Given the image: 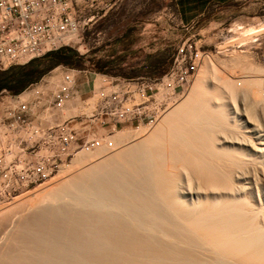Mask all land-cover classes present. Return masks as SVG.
Listing matches in <instances>:
<instances>
[{
  "label": "rangeland",
  "instance_id": "rangeland-1",
  "mask_svg": "<svg viewBox=\"0 0 264 264\" xmlns=\"http://www.w3.org/2000/svg\"><path fill=\"white\" fill-rule=\"evenodd\" d=\"M76 1H83V3L87 5L86 6V14H87V16L92 17V20L83 29L82 40L80 42L75 43L72 46H68L69 49H67V50H65L63 52V56L65 58L63 62L53 63V60L54 59H53V57H50V56H43V57H39L38 58V60L36 61V63H34L31 66V68H35L38 71H42L41 75L39 76V78L36 81H38L42 76L49 74L50 70L54 69L55 67H59L56 71L59 72L62 69H66V70H69V71L75 73L76 75H78V78L80 79V82L84 86H86V83H87L86 81L87 80L89 81L90 84H92V82L94 81V89H97L100 86V81H101V78L103 76L108 77V79H110L112 81V83H114V84L117 83V82H119V81H121V80H124V79H135V78L157 79V78H161L168 71H170V69L173 67V65H175V63L178 60L183 59L184 66L191 73V76H190V79L187 80V82L186 81H184V82L183 81H178V83H177V97H176L177 99L174 102V104H176L178 102V100H181V98H183L188 93V90L190 89V87H191V85L193 83L195 74H196V72L198 70L199 63L202 62V61H204V60H206L207 59L206 57H209V59L212 61V63L215 66V68L218 69L219 74H221V75L223 74L224 76L228 77V80H225L227 82L221 81V80H218V79L217 80L214 79L217 82L219 81L218 84H215V87L218 86L219 87L218 89L224 95H222L221 93L219 94L220 91L217 88H215L216 91H217V92L215 91L216 94L214 92L213 93H210L211 94V97H210L211 99L208 98L210 96L209 93H207L208 95L206 93H203V94L200 93V94H198V96L195 99L196 101L194 100V102H193V104H196V106L194 105V107H193L191 105V108H189L188 112L186 111V112L183 113V116H182L183 118L181 117V115H180V117L179 116L177 117L181 121L183 120L182 122L185 121V124H187L188 122L190 124L193 123L192 124L193 126H191L189 123L187 125H185L183 123L184 125H182L181 124L182 122L179 119H177L178 121H175V122H177V124L180 123L182 126H180V124H178L180 126V129H178L179 127L176 128L178 125H176L175 122H174V125L172 127H174V129H176L180 133L178 135V132L176 130H174L172 132H175L176 131L175 134H174L175 136L173 135L172 132H168L169 136H167L168 135L167 133H166V135H164L165 137L163 136L164 137V140H165L164 141L165 142L164 143L165 146L164 145H161V144L159 145L161 147V150H162V147H165L166 148V149L163 148V149H165V152H166V154H164L165 152L163 150V153H162L163 155L162 154L159 155L160 153L153 152L154 150H156V148H153V147H156V145H158V142L156 143V145H154V143H152V144L150 143V145H147V147L144 144H141L142 145L141 146L139 144L140 142H138V141H137L138 142L137 144L134 142L138 138L144 137L145 134H147L151 130L152 127L150 129H146L142 125H140L139 127H136V126H131L129 124H124V125H121L120 127H118L117 130L114 133H107V131H106L107 128H105V129L104 128H99L97 130L98 132L96 134L99 135V136H101V137H103V138H105L104 141L102 140L101 145L99 147H97L96 149H94L93 151H91V152H82V153H79L76 156L77 158L75 157L72 160L70 166L67 167V169L68 168H70V169H68V171H66V173L64 172L65 174H62V176L60 175L61 178L62 177H65V176H68V175H70L72 173H75V172H77L79 170H82V169H84L86 167H89V165L90 166L92 164L94 165V162L95 163H98V161L100 159L101 160L100 161V166L99 165L98 166L95 165L96 167L93 168V169H91L93 167L92 166L90 168L91 169V172L89 171L90 169H88L87 171H89V173H85V174H88L89 177L87 175L84 176V173L80 175L81 177H79V176L76 177V180L79 179V181H77L78 183L76 182V184H75V185H77V187L74 185L75 187L73 186V187L69 188V190H67L69 192L66 193V194H65V192H67V191L60 193L61 195L62 194L63 195L61 196L59 194L58 195L59 197L57 196V199L55 197L52 200L50 199V200H46L45 201V200H39V199L35 198V194H38L37 191H39L40 189L44 188L45 186H48L49 184H52L54 182V180L56 181V179H58L57 177H60V176H58L59 175V173H58L55 177H53L47 183L35 187L27 195H25L23 197H20V198L16 199L14 202L5 205V206H7V205H10V204H15V202L16 203H19V202L20 203L21 202L23 203L24 199L26 201V199H28V198H33L32 200L31 199H28L26 201V203H27V205L29 207L25 204V206L27 208L25 206H24L25 208L22 207L21 208V212H18V211H20V209H19L18 211L17 210L14 211V213L13 212L7 213V215H5V217H4V214H6V212H7L6 210H4L3 211L4 213L2 212L0 214L1 215L0 218H2L0 220L1 221L0 222V264H19V262H22V260H23V258H22V260H19V258H21V257H24V261L25 262L23 261L22 262L23 264L26 263V262H27L26 264H33L31 261H34V263H35L37 261V260H35V258L36 259H38V258L41 259V257H39L41 253L43 254V255H41L43 259H44V257H43L44 254H45V258H47L46 257V254H48V253H50V255L48 254V258H50L51 256H54V254L52 252L53 251L55 252V250L52 248V246L50 247L49 245H47V242H49V241H50L49 243L52 244L51 240H49V239H51V237L55 236L53 238H56V239H57V237H59L58 235H54V233H53L54 229H57V228H54L53 227L54 225L56 227H60L61 228V231H62V228L64 229L63 231H65V228L66 227L69 228V231L70 232L67 231L68 230L67 228H66L67 230L65 231L66 233L69 234V235L67 234L68 235L67 237H69L74 232V233H79L81 237L83 236V238H86V236H87L86 234L87 233L88 234L89 233L90 234H92V233L94 234V232L97 233L99 231L100 232L104 231L105 229L100 228L101 226L105 228V224L106 223H104V225H103V222H107L108 225L106 224L107 225L106 228L107 227H110V226L116 225L114 227H117V230H114L115 229L114 227H113L114 229L112 227H110L114 231H112L110 228H108V229H110L111 232H109L108 229H106V230L108 231V233H113L115 231H118V232H116L117 234H115L116 235V238L115 239H118L117 238V235L120 234V236H118L121 239L120 241H122V239L124 241V242L122 241V245L127 243L126 245H123V246H128V247L127 248L126 247L124 248L122 245H119L116 242H114L113 245H115V243H116L117 245H119V246H117L118 248H120V246H122L121 248H123L125 250L127 249L126 252L132 253V254H128L129 256H127V253H126V255H124L125 254L124 253L125 250H124L123 252H120L121 254L123 253L122 254L123 256H122L121 254H118L117 255V253H116V255H115V254H113V252L110 253L111 251H109L108 253L107 252H104L105 255L102 252H99L100 255L102 253L104 256H106L108 258V260L110 259L109 262L110 263L112 262L113 264H114V262H115V264H130V263H132V261H134L132 264H134L135 261L138 262V263L140 261L142 264H146V262H147V264H169V263L170 264H172V263L174 264L175 262L177 264L178 259H179L178 264H180L179 262H181V261L184 262L183 259L187 260V261H185V263H188V264H231V263L232 264H264V261H261V260H263L262 258H264V254H263L264 253V247H263L264 246L263 245V242H264V221H263L264 220V154H263L264 153V150H263L264 149V146H262V145H264V141H261V139L264 140V132H262V131H264V130H262V129H264V118H262V117H264V109H263L264 108V102H263L264 101V77H262V76H264V73H263L264 72V0H76ZM236 54L239 55V58L237 59V61H236V58H234L236 56ZM226 69H227V71H226ZM237 71H240V74H239V72L236 73ZM241 71H242V73H243V71L244 72L247 71L246 74L247 75L251 74V75L244 76L246 74L243 73V75H242ZM248 72H249V74H248ZM251 72H253L254 74L251 73ZM52 73H50L49 75H52ZM228 73L229 74L232 73V75L231 74L229 75ZM233 74H235V75L238 74V75L235 76ZM255 74H257L256 76H259V77H256ZM240 75L243 76V77H245V78H248L249 77V79H250V76L251 77L253 76L252 77L253 79L251 78L253 81L252 80H249V81H251V83L249 81L245 83V86H247V88L246 87L245 88L247 90L246 92H247V95H248L247 96L248 99L246 100L247 101L246 104L247 103L248 104L245 106L247 108V110L241 107V105L243 106V103L245 101L243 100V97L242 96H239V94H241L240 92H242V90H244L245 88H243V87L241 88V86L238 85V84H241V83L238 82V80L241 78ZM231 77H234L233 79L235 81L234 80H231ZM57 79H58V77H57ZM259 80H262V83L260 81L261 84L259 83ZM36 81H34V82H36ZM232 81H234V82H232ZM217 82H215V83H217ZM220 82H222V83H220ZM230 82H231V84H230ZM237 82H238V84H237ZM220 84L221 85H224V87L226 89L223 86H221ZM248 85L249 86L251 85V87H249ZM84 86H82V87H84ZM91 86L93 87V85H91ZM259 86H262V87H259ZM220 88L222 90H224V91H222ZM22 91H20V92H22ZM20 92H12V91L6 90V89L0 90V94L9 93V94L13 95V94H17V93H20ZM227 92H229V93H227ZM237 92H239V93H237ZM231 93L233 94L235 101L237 100L236 103H237L238 108H239L237 115L235 113L236 120H235V118L232 119L231 117H230L231 120L228 119L230 121V124H231V121H232V126H230V128L232 129V127H234L235 130H234V128L232 130H228L227 129V128H229L228 126L230 124L228 122H227L228 124L227 123H224V122H226L228 120H226V121H223V120H225V119H227L229 117H226L225 116L226 118H223V113L221 112L222 111V108L215 107V106H217L219 104V102L221 103V101H223V99L220 100V98H222V97L224 98V100L229 101L231 97L228 96V95H231ZM204 94H206V95H204ZM218 94L220 96H218ZM225 94H227V95H225ZM97 97L98 96H94V97L87 96L86 97V100L81 103V108L80 109H82L83 112H90L92 110L93 106H95V104L97 102ZM202 97H205L206 100H207V102L209 100H211L212 102H210V103L208 102V104H205L206 101H204L205 100L204 98L201 99ZM225 97H226V99H225ZM252 97H253V99H252ZM200 100H203L202 103H200L201 102ZM239 100H240V102H239ZM253 100L255 101V103H254ZM256 100H257V102H256ZM197 101L199 102L200 105L198 104ZM215 102H216V104H214L215 105L214 106L213 103H215ZM239 104H240V106H239ZM249 104H251V105H249ZM173 105H171L170 108ZM206 105H209V106L211 105L212 108L209 107V106L206 107ZM200 106L201 107L204 106L209 111H205L206 109L204 107L201 108ZM261 106H262V108H259ZM197 107L198 108L200 107L201 110L199 108V111H198L197 110L198 109ZM213 107L215 108V111H213L214 110ZM210 108H211V111H212L211 113L212 114L210 113ZM191 109L194 110V111L196 110L195 113ZM217 109H219L220 111L217 110ZM202 110H204V111H202ZM260 110H262V111H260ZM74 111H75V108L67 107L65 109V114L68 115L70 113H73ZM197 111H198V113H197ZM207 112L209 114H207ZM213 112L215 113V115H214ZM216 112H221L222 113V114L218 113L220 115L219 118H218V114ZM210 115L211 116L213 115V116L211 117ZM184 117H187V118H184ZM202 117L205 118V119H203ZM215 118H216L217 121H215V120L212 121V119H215ZM221 118H223V119H221ZM186 119L187 120L189 119V121H186ZM218 120H219L220 123L218 122ZM221 120L223 121V123L221 122ZM233 120H234L235 123L233 122ZM252 121H253V123H252ZM195 123H196L197 126L200 125V130H199V128H197V126L195 125ZM208 123L210 125H207ZM218 123H219V125H218ZM255 123H256V125L259 124L258 125L259 128H257V126L255 125ZM220 124H221V126H220ZM222 124H224V125H222ZM236 124H237V126L238 125L239 126L241 125L240 128L242 129L244 127V129H242V130L239 129V126L236 127ZM175 125H176V127H175ZM226 125H227V128L225 127ZM183 126H185V127L187 126V130L190 128L193 131V132H191L189 130L190 133H194V135L191 134V135H193V136H191L190 134H188L189 133L188 131H187L188 133L186 131H184V130H186V128L184 130H182L184 128ZM207 126H208V128H212L214 126L212 129H214V128H217V129H214V131L212 129H210L213 132L210 131L209 129H208L209 130L208 131L207 130ZM193 127L196 130L198 129L199 132H197V131L195 132V129ZM223 127H225V129ZM253 127H255L256 130L253 129ZM203 128H205L204 130H206V132L204 130H202ZM246 128H248L249 130H246ZM142 129H144V130L146 129L145 131L143 130L144 133H143V131L142 132L140 131ZM236 129H238V130H236ZM257 129L259 131V134H256V133H258ZM180 130H182L185 134H188V135H186L187 137L184 134H182V131H180ZM217 130H219V132L221 131L222 133L220 132V134H219V132ZM121 131H124V132L120 135L118 132H121ZM202 131H204L206 135L204 133H202ZM223 131H225V132H223ZM229 131H230L229 134H231V135L228 134ZM236 131L237 132H240V133H237ZM216 132L218 134H216ZM247 132H249V133H247ZM197 133H199V135H197ZM210 133H211V135H210ZM213 133H214V135H213ZM225 133H227V135ZM201 134L203 136L204 135L205 136L202 138L200 136ZM242 134H245L246 137H247V139H246L245 135L242 136ZM134 135H135V138L133 137ZM215 135H217V136H215ZM219 135H221L222 137L219 136ZM223 135H224V137H223ZM228 135L229 136H232V137H229L228 138ZM233 135H235V137ZM170 136H172V137H170ZM188 136L191 138V140H194L196 138V136H197V138L195 139L196 140L195 142L197 144L194 141L191 142L192 145H194V147L190 144V141L188 140V138H189ZM198 136H199V138H198ZM210 136H211V138H209ZM238 136H240V137H238ZM174 137L176 139H177V137H179L177 139L178 140L177 143L179 144L181 142L182 145H184V148L181 145V143H180L179 146L177 144L175 146V148H173L174 147L173 144L176 142ZM180 137H182L181 140H179ZM214 137H215V139H217V141L219 140L218 141L219 143L215 139L214 140L216 142L214 140H212ZM162 138L159 141L163 142L162 141ZM167 138H169L170 141H168L169 139H167ZM205 138H207V139H205ZM224 138H226V139H224ZM248 138H250V139H248ZM251 138H253V139H251ZM232 139H233V141H232ZM235 139H237V140H235ZM258 139H259V141H258ZM108 140H110L111 142L108 141ZM166 140H167V142H166ZM173 140L175 142H173ZM182 140H184V141H182ZM207 140H208V142H207ZM197 141L198 142L200 141V144H198ZM202 141H204V142H202ZM201 142L202 143H206V146H205V144H202ZM212 142H215V146H214V144ZM233 142H235L234 143L235 145L233 144ZM260 142H262V143H260ZM133 143L136 144V145H134ZM169 143H172L171 146H170ZM128 144H129V146H128ZM195 144H196V146L199 145L200 147L201 146L203 147L202 148L203 150H200V151L203 152V155H202V152L200 153V151L198 152L199 155L197 154V151H198L197 148L198 149H201V148L197 147L195 149V147H196ZM223 144H225V145L227 144V146H226L227 148ZM236 144H238V145H236ZM252 144H254V145H252ZM114 145L117 146V148ZM133 145H134V147H132ZM152 145H154V146H152ZM216 145L218 147H216ZM256 145H257V147H256ZM188 146H190L189 149H192L191 153H187L188 151H190L189 149H188V151L186 149L187 152L185 151V148L188 147ZM204 146L207 147L208 150H210L209 149V146H210V148L212 147L211 148V149H213L211 151L212 153L213 152L215 153V151H219L220 150L219 151L220 153L216 152V154H220V156L219 155L217 156L216 154L213 155L209 151H206L205 152L206 154H205L204 153V151H205V147ZM260 146H262V148ZM126 147L127 148H130V149H127ZM131 147H132V149H131ZM140 147H144V150L147 148V150H145V153L146 154L145 153L143 154V151L144 150H143V148L141 150ZM148 147H150V149L151 148L152 149L150 150V149H148ZM245 147L246 148H250V150L249 149H246ZM258 147H260V149H258ZM122 148H123V150H122ZM167 148H168L169 153L167 151ZM170 148H173L174 150L177 149L176 151L178 153H180V152L183 151L184 154H185V152L187 153V155L188 154L189 155L192 154V156H195L194 158H196V160L198 158H200L199 157L200 154H201L202 158H203V156H206L208 153H209V155L210 154L211 155L208 156L209 158L207 156L203 158L205 160V162H204V160L202 158L198 159L199 161L202 162V164L197 163L198 161L197 162L196 161L195 162L193 161L195 163L194 164V168L195 169H198V168H196V164L197 165H202V167L201 166L199 167L200 170L198 169V170H194L193 171V170H191L192 165H191V167H188V166H190V162L189 161H191V164H192L193 163L192 160H194L193 158H191L192 157L191 155H190L191 157L188 156V157H190V159L188 158L189 161L187 162L189 164L188 166H186V163H182L185 158L187 160V157H185L184 159L179 158L180 161H181V163L180 162L177 163L178 162L177 160H179V159H177L175 161L172 160V162L170 163V165H172V166H170L169 165V162L171 161V159H169L170 157L168 156V154H171L173 152V149H170ZM207 148H206V150H207ZM232 148H236L234 150V151H236V153L235 152L233 153ZM117 149H119L120 151H123V152H121L122 155H121L120 152L118 154V150ZM135 149H137V152L139 151V154L140 155L138 153L137 154L141 158L143 157L142 158V161H140L141 158L138 161V156L136 154V150ZM193 149H194L195 152L193 151ZM217 149H219V150H217ZM227 149L228 150L230 149V153L231 154H228V152H226ZM131 150H133L135 154ZM170 150H172V151H170ZM178 150H180V151H178ZM247 150L249 152H247ZM251 150L254 151L255 154ZM99 151H103V152H101L102 154ZM240 151L242 153H240ZM250 151L252 153H250ZM96 152H98L100 155L99 154H95ZM131 152L133 153V156H131L132 155ZM152 152L155 153V155L158 156L159 158H160V156H166L167 155L166 156L167 160H166L165 157H164L165 160L163 158V160L165 161V163L163 165H161L162 162H164V161H160V162L158 161L157 162L156 160H159V159H158V157L155 158L156 156ZM183 153H180V154L182 155ZM226 154H227V156H226ZM236 154H238V155L241 154L242 160L240 159L241 156H239L240 158L237 157L238 160L236 159V157H234L233 159H231L233 156H236ZM243 154H245V155H243ZM96 155H99V156H96ZM101 155H103V156H101ZM212 155L214 156L213 157V160L214 161L210 158V157H212ZM228 155H229V158L231 159V160L229 159V162L231 164L232 163H234V164H232V165L231 164H228L229 163L228 160H227L228 159ZM114 156H115V158H114ZM134 156L137 157V159H134L135 158ZM145 156H146V158H145ZM153 156H154L155 159L153 158ZM216 156L217 157H220V159H222L223 157L224 158L227 157V158H225V160L222 159V160H224V162H223L219 158H216ZM205 158H207L208 160L210 159V161L212 160L213 161V164L215 166L217 164V166L216 167H211L213 165H210V164H208L210 166H207L206 163H208V162H207V160ZM214 158L217 159L218 162ZM160 159H162V157ZM234 159H236L237 161H235ZM85 160H86V162L87 161L89 162V163L87 162L88 163L87 166H86V162H84ZM186 160H184V161L186 162ZM239 160H241V161H239ZM78 161H79V163H81V161H82V162H84V164L78 165ZM210 161H209V163H210ZM215 161L217 162L216 164H215ZM102 162H104V163H102ZM174 162H176V163H174ZM75 163L78 165V168L76 170H74L76 168V167L74 168ZM141 163H144L143 165L146 166V167L142 168L143 165ZM172 163L173 164H176V166H174V168H177V166H180V165H183L184 166V164H185V167L183 168V166H181V167H179V169L181 168L180 170H182V171H177L178 169L175 170L173 168V164ZM219 163L221 164V166H219L220 165ZM226 163H227V165H226ZM203 164H205V166H207L208 169L206 167H204ZM139 165H141V166H139ZM236 165L239 166V167H237ZM241 165H243V166H241ZM81 166L84 167V168H82ZM80 167H81V169H80ZM226 167H227V170L222 169V168H226ZM231 167L232 168L235 167L234 168L235 170L234 169L233 170L228 169V168H231ZM72 168H74V169H72ZM194 168H192V169H194ZM202 168H204L205 170H208V172L213 171L211 173L206 172V175L207 174H210V175H208V176H210V178L205 175V172H202V171H204ZM210 168H213V170L212 169L210 170ZM71 169L74 170V171H71ZM139 169H141V170H139ZM261 169L263 170V172L260 171ZM183 170H184V172L186 174V177L188 176L189 177L188 179H190L189 180V183L186 182L185 174L183 176V173H184ZM189 170L192 171L193 173L191 174V172ZM242 170H243V172H242ZM152 171H153V173H152ZM172 171H175V172H172ZM195 171L196 172L198 171L197 174L194 173ZM237 171H239V172H237ZM68 172H69V174H67ZM100 172H102V173H100ZM178 172H181L182 174H180ZM108 173H110V174L107 175ZM112 173L114 174V176H112L113 175ZM173 173H176V176H180L181 175L182 177L180 176V180H178L179 177H176ZM225 173H227V174H225ZM168 174L170 175L169 177H171L173 175V177L175 176L176 178H178L177 180H175L176 178L174 177L175 183H173V186H176L177 188L180 186L179 188L180 189L181 188L183 189V190L178 189V192H179V190L181 191L180 193H178L176 191L175 187H174V190H173L174 192L171 191V198H173V199L170 200V201H172L171 202V205L169 203L170 202L169 201L170 197H168V194L166 195V200L168 199L169 202L168 201L166 202L165 199H164V201L166 202L165 203L162 200L163 198H165V195L164 194H161L162 192H159V191H161L160 189H162V188H164L166 186V185H164V184H166V183H164L166 181H164V182H162V181L165 180V179H167V178H162L164 176H159V175H166L165 177H167ZM177 174H179V175H177ZM193 174H195V175H193ZM211 174H213V175H211ZM234 174H235V176H234ZM105 175H107V177ZM92 176L94 178H92ZM95 176L98 179H96ZM102 176H103V178H102ZM193 176H194L195 179L193 178ZM110 177H112V178L116 177L113 180L120 181L121 182V185L117 184V182H115V181H114V183H116V184L112 183L113 180H112V178L110 179ZM131 177L133 179H135V178L138 179L137 180L139 182V183L137 182L138 185L136 184L135 181H133V179H131V182H130V178ZM160 177L163 180L160 179ZM173 177H171V178H173ZM237 177H238V179H237ZM249 177L251 179H249ZM86 178L87 179H90L89 181H91V182H89ZM105 178H106V180H105ZM181 178H183V180ZM215 178H216V180H215ZM158 179L160 180V182H159ZM226 179H229V181L226 180ZM92 180L94 182H92ZM98 180L99 181L102 180L105 183L108 182L107 185L108 184H110V185L114 184L115 186L112 185V188L113 189L111 188L112 190H114V192H115L114 194H116L117 191L120 192V190H119L120 188L119 187L122 186L121 189L122 188L123 189H122V192L120 193V195L122 193L124 195L125 194H127V195L122 196L123 195L122 194L121 196H117V195L115 196L113 194V191L112 190H110L111 192L108 190V188L110 189L111 186L108 185V188L105 189V187H107V186H106L105 183H103L104 184L103 188H104L105 192L107 190L109 191V192H106L104 194V190L101 187L102 186V182L100 181V183H101L100 184L99 182H97ZM181 180H182V182H181ZM87 182L90 183V184H88ZM176 182H178V184ZM83 183L84 184L87 183V185L85 186ZM92 183L93 184H96L98 186V188L95 187V189L96 188L97 189H101V191H98L97 189H96L97 190L96 191L93 188L94 186L92 185ZM97 183H99L100 185L97 184ZM140 183H142V184H140ZM181 183H182V185H181ZM230 183H231V185H230ZM242 183H244V184H242ZM81 184H82V188H81ZM162 184L164 186H162ZM89 185H92L93 187L92 186L90 187ZM116 185L117 186L119 185L117 187V188H119L117 191L115 189L116 188ZM143 186H145V187H143ZM161 186H162V188H161ZM219 186H221L220 187L221 189L219 188ZM222 186H224V190L222 189L223 188ZM146 187L148 188L149 192H146V191H148V190H146ZM158 187H160V188H158ZM234 187H236V188H234ZM74 188L75 189L81 188V189H78L76 191ZM237 189H240V190H237ZM73 190H74L73 193L70 192V191H73ZM80 190H82V191H80ZM202 190H204V191L202 192ZM94 191L99 192V194L101 192H103V195L100 194L99 195L100 198H98L99 196H95V195H98V193L95 194ZM156 191L158 192V194L163 195V197L161 198L160 195H158ZM175 191L177 193H175ZM230 191L233 193V196H232V193ZM234 191H235V193H234ZM82 192H84V193L82 194ZM150 192H151V194H150ZM204 192H206V193L204 194ZM91 193H94V195L91 194ZM110 193L114 196V197L112 196V198L115 199L117 197V202L114 199L112 200V198H110L111 197V194ZM152 193H153V195H152ZM87 194H89V195H87ZM106 194L107 195H110V197L108 196L109 198L106 197V196H105V198L108 199V202H111L112 205L110 203H108L105 198H103V196L106 195ZM117 194H119V193L117 192ZM172 194H173V196L174 195H177V194L178 195H181L182 197L180 196V198L181 199H184L187 203L197 202V201H200L203 198L205 202L207 201V204L208 205L206 203L205 204H206V207L209 208L208 210H210V212H213L214 213V211H215V214H216L219 211L220 215L218 214L217 216H219V217L222 216L221 219L224 221V225L225 226L224 227L219 226V227H217L218 228L217 229L215 226L216 225L218 226V224L220 223L218 221V220H220V218L219 217H218L219 219L215 218L216 215L213 214V213H212L213 215L211 213H209L208 210H207V208H205L207 212L203 208L202 211H203L204 214L202 213L200 215H197V213L199 214L198 210L197 211L194 210L197 213H193V215L196 214V216H194V217L195 218H198L199 221L198 220L193 221L195 219L194 217H193L194 219L191 218V220L189 219V221L186 220V219L190 218V216H191V213H190L189 214V217L187 215L184 216V220L182 219L183 221L181 222L180 219L182 217L180 218V216H178V215H181L182 214L181 213L182 212L181 211L182 209L180 210V214H176V213H179L178 212L179 210H177V211L175 210V209L181 208L180 207L181 205H179L178 208L175 207V204L176 203H173V202H176V200L174 199L175 196L172 197ZM79 195H81V196H79ZM101 195H102V197H101ZM78 196L80 198H82V200L79 199ZM91 196L92 197H95V198H92ZM153 196L157 200L154 199ZM183 196L186 197V198H184ZM208 196L209 197L211 196V198H208L207 199ZM235 196H236V198H235ZM85 197L88 200V202H87L86 199H84ZM118 197H121V201L123 200V203L124 204L126 203V204L124 205L118 199ZM222 197H223V199L224 198H226V199L228 198V200H226V199L223 200ZM74 198H76V199H74ZM96 198L99 199V200H101V201H103V202L97 200ZM129 198H130V200H129ZM83 199L88 204H86L85 202H83ZM145 199L146 200L148 199L147 202L149 203V201H150V203L148 204ZM210 199H212V200H210ZM221 199H222V202L223 203L220 202ZM233 199L236 200V201H234ZM33 200H35V202ZM79 200H81L83 203H85V205H83V203L81 201H79ZM92 200H93V202H92ZM96 200L98 201L99 205H95V202L94 201H96ZM154 200H155V202H154ZM160 200H161V202H159ZM208 200H210L211 202L208 201ZM214 200H215V202H213ZM232 200H233V202H232ZM31 201H33V202H31ZM204 201L203 202L200 201V202L201 203H204ZM28 202H30L31 205H29ZM36 202H38V203H36ZM91 202H92V204H89ZM119 202H121L120 205L122 204V207L123 208H120L121 206L118 205ZM127 202L129 203V206L127 205ZM212 202L215 203V206L216 205H219L218 208L221 207V210H220V208L217 209V206L216 207H213L212 206L213 204L210 205ZM227 202H230L231 203V204L228 203L230 206L227 204ZM242 202H243V204H242ZM32 203H34V204L36 203L35 204L36 206L35 205L32 206ZM133 203H134V205L136 204L135 207L136 206L137 207L139 206L138 207L139 210L136 211V209H138V208L135 209L133 207ZM156 203L158 204V207H157V204ZM167 203H168V207H167ZM172 203H173V205H172ZM237 203H238V205H237ZM81 204H82V207H81ZM109 204H110V206H108ZM151 204H152V207H151ZM50 205H51V207L52 206L53 207L57 206V209H60V211L63 212V215L62 216H64V217H62V216L60 217V215L62 213L60 215H57L58 214L57 212H56L57 214L54 213V210L56 211L57 209H54L52 211L53 213H49V211L51 212V210L53 209V207H52V208H50L51 210H48L49 209L48 206H50ZM155 205H156V209H155ZM176 205H178V203ZM202 205L203 204H201V206H200L201 208L204 207ZM125 206H128L130 208V210L128 209V207H125ZM169 206H171V207H169ZM2 207H4V205H0V209ZM46 207H47V210L45 209ZM98 207L103 208V209L99 210ZM107 207H109V208H107ZM210 207L212 208V211H211ZM61 208H62V210H61ZM64 208H65V210H64ZM83 208H86V209H83ZM93 208H95V209L93 210ZM132 208H133V210H131ZM147 208H149V209H147ZM183 208H185V206H183ZM201 208H200V210H201ZM214 208H216V210ZM44 209L49 213V215H47L48 213ZM79 209H80V211H79ZM127 209L129 210V212L131 214L129 212H126V211H128ZM140 209L143 210V211H140ZM222 209H223V211H222ZM42 210H44L45 213H44V211L42 212ZM63 210L65 211V213H64ZM81 210L84 211V214H81L82 213ZM111 210L114 211L113 213H115V215L114 214L112 215V213H111L112 211ZM145 210H146V212H144ZM157 210H158V212H157ZM240 210H245V212H241ZM253 210L254 211H257L254 214V216H256L257 218L256 217H253V213H254V212L252 213ZM138 211H140L139 212L140 214L141 213L142 214L144 213L143 215H141L143 217H141L140 214L138 213L139 216H137V217H139V219H140V220L139 219L138 220L140 222L142 220L141 223L137 220L140 223V225L135 221L137 218L136 219L134 218L137 215V213H135V212H138ZM153 211H154V214H153ZM236 211H237L236 214L233 213V212H236ZM16 212H17V214H16ZM98 212L100 214H98ZM104 212L109 213L108 218H110V216L111 217H113V216L118 217L117 216L118 213H120V214L122 213V214H125V215H123L124 216L123 219L125 218V220L120 219L121 221H125L126 222L127 219H129V218L130 219L127 220L128 222H127V224H125L124 222L120 223L121 221L119 220V218H118L119 222L116 220L115 217L112 218L113 221H112L111 218L109 219L110 220L109 221V220L106 219L105 216H102L101 222H102V220H103V222H102V225H101V224H99L97 222V221L100 222V219L98 220V218H100L98 215H100V216L101 215H105ZM132 212H134L136 215H134V213L132 214ZM41 213H43V214H46L47 213L46 214L47 216H51V214H54L52 216H55L56 217V215H57L58 218H61V219H58V221L60 220L58 222V226L55 224L57 222V220H56L57 218H55L56 221L54 223V221H53L54 217H50V218H52L51 220L54 223V224H52V223H50L51 221L49 222V220H48L50 218L46 217V215L45 216L42 215ZM250 213H252V214H250ZM91 214H92V216H91ZM96 214H97V216H96ZM120 214H119V216L121 217L122 214L121 215ZM209 214H211V215H209ZM232 214L234 215V216H232L233 218L235 217V219H239V221L242 220L241 223L239 222V224L241 225V228H240V225L237 224L238 223L237 222L238 220H232L231 219V221H230V217H231ZM239 214H240V216H239ZM39 215H40V217H39ZM84 215H87L86 218H88V217L90 218L91 224H93V225H94L95 221L92 223V220H95L96 219L97 220L96 221V224L97 225L95 224L94 227L95 226L96 227L99 226L98 228L99 229H102V230H95V229H98V228L95 227V229H94V227H91L92 225L90 223H87L85 221H80L79 219H81V218H83L81 220H85V218H84L85 216ZM130 215H132V217H128ZM242 215H243V217H242ZM257 215H259V216H257ZM65 216L66 217H69L70 220H73L74 223H73V221H72V223H70L71 221L69 220V218L67 220V219H65ZM80 216H82V217L80 218ZM154 216H156L155 217L156 219L157 218L158 219L160 218L159 219L160 221L158 219L155 220ZM181 216H183V215H181ZM198 216H200L201 219H199L200 217H198ZM238 216H239V218H238ZM150 217H152V218H150ZM185 217H188V218L185 219ZM34 218H36V219H34ZM38 218H39V220H38ZM41 218L46 219V220L44 221L42 219V221H41L40 220ZM212 218H213V220H212ZM88 219H86V221ZM114 219L117 221L116 223H113L114 222ZM214 219L218 221V224L216 223L217 221L215 222ZM62 220H64V221H62ZM249 220L250 221L252 220V221L250 222ZM36 221L40 222L41 224L39 223V225H38L37 224L38 222L35 224ZM43 221H44V223H42ZM46 221H48V222H46ZM68 221H69V223H67ZM79 221H80V224L81 225L80 224L78 225V222ZM196 221H198V222H196ZM223 221H222V223H223ZM226 221H227L228 224H230L229 225L230 227L228 226V224L226 223ZM32 222L34 223V225L36 227L32 224ZM75 222H76L77 225L75 224ZM82 222H83V225H82ZM195 222H196V224H195ZM214 222H215V224H214ZM233 222H235V223L237 222L236 225H234V226H238L239 228L238 227H235V229H234V226L232 224H235V223H233ZM247 222H249V223H247ZM84 223L90 224L91 225L90 227L92 229H94V230H92L89 227V225H87L88 227L86 228V225L84 226ZM123 223H124V225H123ZM128 223H130V224L128 225ZM222 223H220L219 225H223ZM50 224H52L53 226L50 225ZM70 224H71V226H70ZM73 224L76 225V227L77 226L78 227L80 226L79 229L81 228L80 229L81 232H77L78 231L77 230L78 228L75 230L76 227ZM120 224H122L123 227L126 226L127 228L129 226H131V228H132L135 225L134 226L135 229H133V228L132 229H127L125 227L127 229V231H126V229L125 228H122V226H120ZM245 224H247L246 227H248V228L242 227V226H245ZM30 225H31L32 228L35 227V229H34L35 231H37V230L39 231L37 233L33 232V234L35 233L36 236L38 235L37 237L40 236L39 241H38V238L35 235H34L35 237L34 236L32 237V232L30 230ZM49 225L51 226V228L52 227L53 228L52 229L51 228L49 229L48 228ZM59 225H61V226H59ZM38 226H39V229L37 228ZM40 226H41V228H40ZM42 226L44 228H42ZM81 226H83V227H81ZM252 226H254L255 228L253 227V229H251ZM45 227H46V229H45ZM72 227L74 229H72ZM118 227L120 229H118ZM83 228H84V230H83ZM178 228H180L181 230L178 229ZM202 228H204V229L206 228L205 229L206 231L204 229H202ZM229 228H232L233 231H231V229L229 230ZM43 229H45V230L43 231ZM247 229H248V231H247ZM40 230H42V236L40 234ZM46 230H47V233L50 232V233H52L53 236H49L50 238L46 241V243H44L45 240H46V238H48V237H45V235L47 236V234H44V233H46ZM136 230H137L138 234L140 233V230H141V232L143 231L141 233V235L142 234L143 235L144 234L147 235L145 237L146 238L145 240L147 241V243L149 242V244H150L149 247H148V248L151 247L149 249L150 252H149L148 249H146L145 251H143L142 250L143 248L142 249H139L141 251L138 252L137 246H135V247L134 246H129L133 242V240L130 238L131 237V234L132 235L135 234L136 233ZM197 230H198V232H197ZM221 230L224 233L221 232ZM226 230L228 232H225ZM234 230H236V231H234ZM252 230H253V234H255V233H258V234L253 235L252 234ZM255 230H256V232H255ZM32 231H33V229H32ZM61 231H60V233H61ZM71 231H72V233H71ZM83 231L85 233L88 231L85 234L86 236L85 235H81V234L84 233ZM107 231H104V232H107ZM121 231H124V232H121ZM127 232L130 233V236L129 235L126 236L125 233H127ZM216 232H219V233H216ZM220 232H221V234H220ZM96 233L94 234V236L92 234V235H88V237L91 236L90 239L92 238L93 240H94V238L97 239L96 238L97 237L96 236ZM108 233H105L104 234L105 236L103 238H100V236L98 237V238H100L99 240H102V242H103V240L105 238L104 242L105 241L108 242V243H105L106 245L104 244L105 246L109 245L110 242H112L111 240L114 239V237H112L113 239H111V238H109V236H106V234H108ZM248 233H249V236H248ZM250 233H251V237L254 239L253 241H255L256 243H258L260 245L262 244L263 245L262 247L261 246L259 247L258 244H254V242H252V241H248V238H251L250 237ZM219 234L220 235L223 234L224 236L223 235L222 236L224 238H222ZM241 234H242V236L244 235L247 238L244 237V236L242 237ZM43 235H44L45 238L43 237ZM155 235H156V237H155ZM128 236H129V240H128ZM239 236L242 237V238H239ZM73 237H76V236L73 235ZM53 238H52L53 241L56 240V239H53ZM62 238H63V236H62ZM62 238L60 236V239L61 240H62ZM64 238H63V240H64ZM106 238L107 239L109 238L111 240H109V239L106 240ZM124 238H126V239H124ZM244 238H246V239H244ZM40 239H42L44 241H42ZM115 239L113 241H116ZM63 240H62V243H63ZM128 241H130V244H129ZM40 242H43L44 243L43 246L45 245V247H43ZM57 242H59V241H57ZM54 243L57 244L56 242H54ZM246 243L247 244L248 243H252V244H248L249 247L251 245V247H250L251 249L248 246H245V245H247ZM59 244H61V242H59L58 245ZM240 244H241V247H240ZM35 245H36V247H35ZM111 245H109L108 247H110ZM223 245H224V247H223ZM63 246H62V244H61V246L59 245V247H61V248ZM162 246H163V248H161ZM46 247L47 248H49V247L51 248V249L49 248L48 251L49 250H52V249H53V251L52 252L51 251L46 252V250H47V249H45ZM56 247L58 248L57 245H56ZM56 247H55V249H56ZM113 247H116V246H113ZM133 247L135 248V250L131 249ZM254 247L255 248L258 247V248L255 249L256 250V253L255 254H252V255H254V257L255 256L257 257L258 255H261V252H263L262 253L263 256L262 257L258 256L257 258L255 257L256 260H255V258L252 259L253 257L252 258H249V259L255 260V261H253L254 262L253 263L249 259H247V258L244 259V258L245 257H248L246 254H248V253L250 254V252H252V250H253ZM43 248L45 249V251L42 250ZM105 248H103V249H105ZM138 248H141V247L138 246ZM185 248H186V250H184ZM224 248L225 249L227 248V251L226 252H227L228 255H231L232 254V250H233V254L231 255L233 257L224 255V251H225ZM261 248H263V249L260 251ZM128 249H130L132 251H130ZM159 249H160V252H159ZM163 249L165 251L167 250L166 253H165V254L168 253L167 255L164 254L165 251ZM258 249H259L260 254L257 253L258 252L257 251ZM33 250L35 252V253L33 252L34 254L32 253ZM36 250H37V253H36ZM237 250H238V252L240 254V255H238V257H237V254L238 253L235 252ZM255 250H253V252ZM29 251H31L30 254H29ZM56 251H58V249ZM133 251L134 252L137 251V252H135L136 254H134ZM161 251H163V252H161ZM228 251H230L231 254ZM187 252H188V254H187ZM226 252H225V254H226ZM31 253L34 256H38V255L39 256L38 257H35L33 259ZM68 253H70V252H68ZM68 253L65 254V255H67L65 257L68 258V256L70 255V257L73 256V259H74L72 261V259L69 257V259H68L69 260V263L70 264H72L73 262L74 263H78V261H76V259H75L76 256L74 258V255L75 254L73 255V253H70L68 255ZM142 253L143 254L145 253V254L143 255ZM241 253L242 254H245V255H242ZM94 254H95V252H94ZM94 254L93 253L92 254L90 253V256H89L90 259L92 258L91 260H95L93 262L88 258V256L86 254L85 255L87 257V260H86V258L84 259L83 256H82L83 258L82 257L81 258L83 260H85L87 262V264H96V263L97 264H99V263L100 264H104V262H103L104 260H102V258L104 259L105 257L103 255H101L102 256L101 257L99 254H97V255H99V257L102 260V262H101V260L99 262L98 260L100 258L98 256H97L98 258H96V256L91 257ZM109 254H112V255H110V257H109ZM234 254H235V256H234ZM29 255H31V259L32 260H29ZM88 255H89V252H88ZM119 255H121V256L119 257ZM132 255H133L134 258H136L137 255H138L139 258L137 257L136 258L137 260L136 259L133 260L134 258L132 257ZM181 255H182V257H181ZM27 256H28V258H27L28 261H26L27 260L26 259ZM56 256H58L57 253L55 254V257ZM239 256L242 257V258H240ZM173 257L178 258V259L175 260V258H173ZM184 257H186V258H184ZM249 257H250V255H249ZM258 258H259V260H258ZM139 259H141V260H139ZM165 259H166V261H165ZM180 259H182V260L180 261ZM88 260H90V261L88 262ZM236 260H239V262L236 261ZM240 260H241V262H240ZM257 262H259V263H257ZM110 263H108V264H110Z\"/></svg>",
  "mask_w": 264,
  "mask_h": 264
},
{
  "label": "built area",
  "instance_id": "built-area-1",
  "mask_svg": "<svg viewBox=\"0 0 264 264\" xmlns=\"http://www.w3.org/2000/svg\"><path fill=\"white\" fill-rule=\"evenodd\" d=\"M76 0H0V71L82 40L92 20ZM59 67L17 94H0V205L47 183L82 152L124 124L151 128L174 104L178 81L190 79L183 59L163 77L112 83L103 76L97 102L83 112L76 74ZM58 77V79H57ZM67 107L75 108L65 114Z\"/></svg>",
  "mask_w": 264,
  "mask_h": 264
},
{
  "label": "bare ground",
  "instance_id": "bare-ground-1",
  "mask_svg": "<svg viewBox=\"0 0 264 264\" xmlns=\"http://www.w3.org/2000/svg\"><path fill=\"white\" fill-rule=\"evenodd\" d=\"M206 58H207L206 60H204V61H202V62L199 63L198 70H197V72H196V74H195V77H194L193 83H192L190 89L188 90V93H187L183 98H181V100H178V102H177L176 104H174L171 108H169V110L166 111V112L160 117V119H159V120H158V121L152 126L151 130H150L147 134H145L144 137H142V138H138L137 140L135 139L136 141L133 140L136 144H137L138 142H140V143H139L140 145H141V144H144V145H146V147H147V145H150V143H151V144L154 143V145H156V143L158 142V145H156V147H153V148H156V150H157L158 152H157L156 150H154V149H153V150H154L153 152H155V153H160L159 155H161V154L163 153V150H164V152H165V149H166V148H165V147H162V150H161V147H160L159 145H160V144H161V145H164V143H165V142H164V141H165V140H164V137H165L164 135H166V133L168 134V132H172V131L176 130V129H174V127H172V126L174 125V122H175V121H178L177 119H179V118H177V117H178V116L180 117V115H181V117H182L184 112H186V111L188 112L189 108H191V105H192L193 107H194V105L196 106V104H193V102H194V100L196 99V97L198 96V94H200V93H202V94H203V93H206V94L209 93V94H210V93H213V92L216 94L217 91H216L215 88L218 89L219 87H218L217 85H216L217 87H215V84H218L219 81L217 82V81H215L214 79H216V80L218 79V80H221V81L228 80V77L224 76L223 74H222V75L219 74L218 69L215 68V66L213 65L212 61L209 59V57H206ZM234 58H236V61H237V59L239 58V55L236 54V56H235ZM236 61H235V62H236ZM239 62H240V61H239ZM238 64H239V63H238ZM252 64H253V63H252ZM237 66H238V65H237ZM244 66H245V65H244ZM217 67H218V66H217ZM219 67H220V66H219ZM250 68H251V67H250ZM257 68H258V67H257ZM224 69H225V68H224ZM229 69H230V68H229ZM255 69H256V68H255ZM219 70H220V69H219ZM240 70H241V69H240ZM257 70H258V69H257ZM226 71H227V69H226ZM244 71H245V70H244ZM244 71H243V73L246 74L247 71H246V72H244ZM221 72H222V71H221ZM238 72H239V74H240V71H237L236 73H238ZM241 73H242V71H241ZM243 73H242V75H243ZM251 73H253V72H251ZM263 73H264V72H263ZM263 73H262V74H263ZM226 74H227V73H226ZM228 74H229V73H228ZM230 74L232 75V73H230ZM230 74H229V75H230ZM248 74H249V72H248ZM253 74H254V73H253ZM257 74H258V73H257ZM257 74H255V76H256ZM233 75H235V74H233ZM237 75H238V74H236L235 76H237ZM249 75H251V74H249ZM249 75L246 74V75H244V76H249ZM240 76H241V75H240ZM261 76H262V75H261ZM261 76H260V77H261ZM218 77H219V78H218ZM238 77H239V76H238ZM252 77H253V76H252ZM252 77L250 76V79H249V77H248V78H245V77L241 76V78L238 80V82L241 83V84H238V82H237V84L240 85L241 88H242V87H243V88H245V87L247 88V86H245V83L248 82L249 80H252V79H253ZM256 77H259V76H256ZM256 77H255V78H256ZM262 77H264V76H262ZM229 78H230V77H229ZM233 78H234V77H231V80H234ZM251 78H252V79H251ZM236 79H237V78H236ZM234 81H235V80H234ZM234 81H232V82H234ZM252 81H253V80H252ZM254 81H255V80H254ZM257 81H258V80H257ZM260 81H261V83H262V80H259V83H260ZM215 82H217V83H215ZM225 82H227V81H225ZM249 82L251 83V81H249ZM255 82H256V81H255ZM220 83H222V82H220ZM261 83H260V84H261ZM230 84H231V82H230ZM235 84H236V83H235ZM248 84H249V83H248ZM257 84H258V83H257ZM220 85H221V84H220ZM221 86L224 87V85H221ZM236 86H237V85H236ZM248 86H249V85H248ZM253 86H254V85H253ZM249 87H251V85H250ZM259 87H262V86H259ZM221 88H222V87H221ZM221 88H220V89H221ZM224 88H225V87H224ZM224 88H223V89H224ZM246 88H245L244 90L241 89L242 92H240L241 94H239V96H242V97H243V100L245 101V102L243 103V106H244V107H243L242 105H241V107L247 110V108L245 107V106L248 104V103L246 104V102H247L246 100L248 99V98H247L248 95H247V92H246V91H247ZM225 89H226V88H225ZM236 89H237V88H236ZM236 89H235V90H236ZM218 90H219V89H218ZM221 90H222V89H221ZM229 90H230V89H229ZM235 90H234V91H235ZM238 90H239V89H238ZM254 90H255V89H254ZM261 90H262V89H261ZM215 91H216V92H215ZM219 91H220V90H219ZM222 91H224V90H222ZM227 91H228V90H227ZM239 91H240V90H239ZM229 92H230V91H229ZM229 92H227V93H229ZM185 93H186V92H185ZM220 93H221V91L219 92V94H220ZM237 93H239V92H237ZM206 94H204V95H206ZM219 94H218V96H220ZM221 94L224 95L223 93H221ZM183 95H184V94H183ZM207 95H208V94H207ZM225 95H227V94H225ZM257 95H258V94H257ZM201 96H202V95H201ZM212 96H213V95H212ZM215 96H216V95H215ZM228 96L231 97L230 100H229L230 102L227 101V100H224V98L222 97V98H220V100L223 99V101H221V103L219 102V104H218L217 106L214 105V104H216V102L213 103V105H214L215 107H220V108H222V111H221V112L223 113V118L229 117V118H227V119H225V120H223V121H226V120L230 119V117H231L232 119L235 118V120H236L235 113H236V115H237V113H238V109H239V108H238V105H237V103H236L237 100L235 101L233 94L231 93V95H228ZM228 96H227V97H228ZM232 96H233V97H232ZM252 96H253V95H252ZM180 97H181V96H180ZM207 97H208V96H207ZM210 97H211V94H210V96H209L208 98H210ZM203 98L205 99L204 101L207 102V100H206L205 97H202L201 99H203ZM214 98H215V97H214ZM254 98H255V97H254ZM179 99H180V98H179ZM197 99H198V98H197ZM199 99H200V98H199ZM210 99H211V98H210ZM225 99H226V97H225ZM250 99H251V98H250ZM252 99H253V97H252ZM213 100H214V99H213ZM195 101H196V100H195ZM200 101H201L200 103H202L203 100H200ZM215 101H216V100H215ZM253 101H254V100H253ZM197 102H198V101H197ZM206 102H205V104H208V102L210 103V102H212V101L209 100L207 103H206ZM213 102H214V101H213ZM239 102H240V100H239ZM256 102H257V100H256ZM263 102H264V101H263ZM250 103H251V102H250ZM254 103H255V101H254ZM198 104H199V102H198ZM211 104H212V103H211ZM241 104H242V103H241ZM259 104H260V103H259ZM199 105H200V104H199ZM199 105H198V106H199ZM249 105H251V104H249ZM257 105H258V104H257ZM204 106H205V105H204ZM204 106H203V107H204ZM207 106H209V105H206V107H207ZM239 106H240V104H239ZM255 106H256V105H255ZM259 106H260V105H259ZM200 107H201V106H200ZM200 107H199V108H200ZM203 107H201V108H203ZM209 107H211V105H210ZM241 107H240V108H241ZM197 108H198V107H197ZM199 108L197 109L198 111H199ZM201 108H200V110H201ZM204 108H205V107H204ZM211 108H212V107H211ZM211 108H210V113L212 112V111H211ZM213 108H214V107H213ZM220 108H219V109H220ZM242 108H241V109H242ZM259 108H262V106L259 107ZM193 109H194V108H193ZM205 109H206V108H205ZM219 109H217V110H219ZM263 109H264V108H263ZM191 110H192V109H191ZM248 110H249V109H248ZM256 110H257V109H256ZM192 111L195 113L196 110H195V111L192 110ZM198 111H197V113H198ZM202 111H204V110H202ZM205 111H209V110L206 109ZM213 111H215V108H214ZM219 111H220V110H219ZM240 111H241V110H240ZM242 111H243V110H242ZM260 111H262V110H260ZM190 112H191V111H190ZM221 112H216V113H217V114H218V113L222 114ZM213 113H214V112H213ZM186 114H187V113H186ZM189 114H190V113H189ZM201 114H202V113H201ZM203 114H204V113H203ZM207 114H209V113L207 112ZM211 114H212V113H211ZM245 114H246V113H245ZM190 115H191V114H190ZM195 115H196V114H195ZM214 115H215V113H214ZM210 116H211V115H210ZM210 116H209V117H210ZM212 116H213V115H212ZM212 116H211V117H212ZM216 116H217V115H216ZM219 116H220V115L218 114V118H219ZM225 116H226V117H225ZM240 116H241V115H240ZM188 117H189V116H188ZM209 117H208V118H209ZM214 117H215V116H214ZM214 117H213V118H214ZM221 117H222V116H221ZM182 118H183V117H182ZM182 118H181V119H182ZM184 118H187V117H184ZM192 118H193V117H192ZM202 118H203V117H202ZM208 118H207V119H208ZM223 118H221V119H223ZM262 118H264V117H262ZM189 119H190V118H189ZM189 119H188V120L186 119V121H189ZM193 119H194V118H193ZM195 119H196V118H195ZM203 119H205V118H203ZM210 119H211V118H210ZM210 119H209V120H210ZM238 119H239V118H238ZM179 120H180V119H179ZM213 120L217 121L216 118H215V119H212V121H213ZM230 120H231V119H230ZM244 120H245V119H244ZM246 120H247V119H246ZM248 120H249V119H248ZM255 120H256V119H255ZM262 120H263V119H262ZM180 121H181V120H180ZM182 121H183V120H182ZM182 121H181V122H182ZM190 121H191V120H190ZM205 121H206V120H205ZM212 121H211V122H212ZM223 121L221 120L222 123H223ZM237 121H238V120H237ZM258 121H259V120H258ZM193 122H194V121H193ZM218 122H219V120H218ZM227 122L230 124V121H229V120L226 121V122H224V123H227ZM233 122H234V120H233ZM238 122H239V121H238ZM244 122H245V121H244ZM256 122H257V121H256ZM183 123L185 124V121L182 122L181 124L184 125ZM188 123H189V122H188ZM188 123H187V124H188ZM201 123H202V122H201ZM201 123H200V124H201ZM219 123H220V122H219ZM219 123H218V125H219ZM228 123H227V124H228ZM234 123H235V122H234ZM234 123H233V124H234ZM252 123H253V121H252ZM175 124L178 125V124H180V123L177 124V122H175ZM181 124H180V126H182ZM187 124H185V125H187ZM189 124H190V123H189ZM192 124H193V123H192ZM192 124H190V125L193 126ZM203 124H204V123H203ZM212 124H213V123H212ZM261 124H262V123H261ZM176 125H175V127H176ZM195 125H196V123H195ZM195 125H194V126H195ZM201 125H202V124H201ZM204 125H205V124H204ZM207 125H210V124L208 123ZM213 125H214V124H213ZM222 125H224V124H222ZM255 125H256V123H255ZM258 125H259V124L256 125L257 128H259ZM180 126L178 125L176 128L179 127L178 129H180ZM191 126H190V127H191ZM196 126H197V125H196ZM196 126H195V127H196ZM202 126H203V125H202ZM214 126H215V125H214ZM214 126H213V127H214ZM220 126H221V124H220ZM230 126H232V121H231V124L228 126L229 128H227V125H226L225 127H226L228 130H232L234 127H232V129H231ZM233 126H234V125H233ZM238 126H239V125H238ZM238 126H237V124H236V127H238ZM242 126H243V125H242ZM244 126H245V125H244ZM183 127H184L183 129L181 128L182 130H184V129L186 128V130H184V131H186V132L188 131V132H189V133L187 132L188 134H190V135L193 134V135H194V133H190V131H191V132H193V131H192L189 127H188V128H189L188 130H187V126H186V127L183 126ZM203 127H204V126H203ZM205 127H206V126H205ZM213 127H212V128H213ZM225 127H223V128L225 129ZM240 127H241V125L239 126V129H241ZM193 128H194V127H193ZM197 128H199V130H200V125L197 126ZM212 128H208V126H207V130H208V129L210 130V129H212ZM221 128H222V127H221ZM146 129H150V128H146ZM146 129H145V130H146ZM194 129H195V128H194ZM204 129H205V128H203L202 130H204ZM214 129H217V128H214ZM214 129H212V130L214 131ZM224 129H223V130H224ZM242 129H244V127H243ZM242 129H241V130H242ZM253 129L256 130L255 127H253ZM253 129H252V130H253ZM128 130H129V129H128ZM143 130H144V129H142V130H140V131L142 132ZM145 130H144V131H145ZM182 130H180V131H182ZM189 130H190V131H189ZM209 130H208V131H209ZM212 130H210V131H212ZM219 130H220V129H219ZM219 130H217V131L219 132ZM234 130H235V128H234ZM236 130H238V129H236ZM241 130H240V131H241ZM246 130H249V129L246 128ZM262 130H264V129H262ZM125 131H126V130H125ZM144 131H143V133H144ZM176 131H177V130H176ZM176 131H175V132H176ZM196 131L199 132L198 129H197V130L195 129V132H196ZM204 131L206 132V130H204ZM204 131H202V133L205 134ZM213 131H212V132H213ZM215 131H216V130H215ZM257 131H258V129H257ZM123 132H124V131H121V132H118V133L121 135ZM175 132H172L173 135L175 134ZM177 132H178V131H177ZM220 132H221V131H220ZM220 132H219V134H220ZM223 132H225V131H223ZM226 132H227V131H226ZM234 132H235V131H234ZM236 132H237V131H236ZM262 132H264V131H262ZM179 133H180V132H178V135H179ZM200 133H201V132H200ZM221 133H222V132H221ZM229 133H230V131L228 132V134H229ZM237 133H240V132H237ZM243 133H244V132H243ZM247 133H249V132H247ZM140 134H141V133H140ZM182 134H184L185 136L188 135V134H185L183 131H182ZM182 134H181V135H182ZM208 134H209V133H208ZM216 134H218V133L216 132ZM225 134L227 135V133H225ZM235 134H236V133H235ZM256 134H259V131H258V133H256ZM125 135H126V134H125ZM170 135H171V134H170ZM178 135H177V136H178ZM181 135H180V136H181ZM193 135H191V136H193ZM197 135H199V133H197ZM205 135H206V134H205ZM205 135H204V136H205ZM210 135H211V133H210ZM213 135H214V133H213ZM229 135H231V134H229ZM229 135H228V138H229V137H232V136H229ZM238 135H239V134H238ZM244 135H245V134H242V136H244ZM261 135H262V134H261ZM129 136H130V135H129ZM163 136H164V137H163ZM167 136H169V134H168ZM174 136H175V135H174ZM185 136H184V137H185ZM200 136H201L202 138L204 137L202 134H201ZM215 136H217V135H215ZM219 136H221V135H219ZM233 136L235 137V135H233ZM251 136H252V135H251ZM254 136H255V135H254ZM133 137L135 138V135H134ZM139 137H140V136H139ZM162 137H163V138H162ZM170 137H172V136H170ZM170 137H169V138H170ZM186 137H187V136H186ZM188 137H189V136H188ZM221 137H222V136H221ZM221 137H220V138H221ZM223 137H224V135H223ZM238 137H240V136H238ZM245 137H246V135H245ZM257 137H258V136H257ZM123 138H124V137H123ZM125 138H126V137H125ZM134 138H133V139H134ZM161 138H162V141H163V142L159 141ZM169 138H167V139H169ZM174 138H175V137H174ZM178 138H179V137H177V139H178ZM181 138H182V137H180L179 140H181ZM189 138H190V137H189ZM189 138H188V140L190 141V144L192 145L191 142H192V141L195 142V141H196L195 139L197 138V136H196V138H195L194 140H191V138H190V139H189ZM198 138H199V136H198ZM209 138H211V136H210ZM209 138H208V139H209ZM243 138H244V137H243ZM253 138H254V137H253ZM253 138H251V139H253ZM119 139H120V138H119ZM130 139H131V138H130ZM130 139H129V140H130ZM165 139H166V138H165ZM177 139L175 138V141H176V142L173 140V142H175V143L173 144L174 147L172 146L173 148H175V146L178 144V143H177V141H178ZM192 139H193V138H192ZM205 139H207V138H205ZM205 139H204V140H205ZM214 139H215V137H214L212 140H214ZM224 139H226V138H224ZM233 139H234V138H233ZM233 139H232V141H233ZM244 139H245V138H244ZM244 139H243V140H244ZM246 139H247V137H246ZM248 139H250V138H248ZM110 140H111V139H110ZM110 140H108V141H110ZM125 140H126V139H125ZM131 140H132V139H131ZM171 140H172V139H171ZM186 140H187V139H186ZM215 140L217 141V139H215ZM215 140H214V141H215ZM222 140H223V139H222ZM228 140H229V139H228ZM235 140H237V139H235ZM238 140H239V139H238ZM254 140H255V139H254ZM121 141H122V140H121ZM137 141H138V142H137ZM168 141H170V139H169ZM182 141H184V140H182ZM189 141H188V142H189ZM210 141H211V140H210ZM216 141H215V142H216ZM218 141H219V140H218ZM218 141H217V142H218ZM226 141H227V140H226ZM229 141H230V140H229ZM229 141H228V142H229ZM232 141H231V142H232ZM246 141H247V140H246ZM248 141H249V140H248ZM250 141H251V140H250ZM258 141H259V139H258ZM261 141H264V140L261 139ZM110 142H111V141H110ZM128 142H129V141H128ZM128 142H127V143H128ZM159 142H160V143H159ZM166 142H167V140H166ZM186 142H187V141H186ZM194 142H193V143H194ZM197 142H198V141H197ZM202 142H204V141H202ZM202 142H201V143H202ZM205 142H206V141H205ZM207 142H208V140H207ZM207 142H206V143H207ZM215 142H212V143L214 144V146H215ZM251 142H252V141H251ZM256 142H257V141H256ZM148 143H149V144H148ZM180 143H181V142H180ZM180 143L178 144V146L180 145ZM183 143H184V142H183ZM195 143H196V142H195ZM206 143H202V144H205V146H206ZM218 143H219V142H218ZM220 143H221V142H220ZM234 143H235V142H233V144H234ZM242 143H243V142H242ZM257 143H258V142H257ZM260 143H262V142H260ZM129 144H130V143H129ZM129 144H128V146H129ZM131 144H132V143H131ZM133 144H134V143H133ZM136 144H134V145H136ZM169 144H170V146H171L172 143H169ZM184 144H185V143H184ZM187 144H188V143H187ZM187 144H186V145H187ZM196 144H197V143H196ZM196 144H195V146H196ZM198 144H200V141L198 142ZM208 144H209V143H208ZM227 144H228V143H227ZM227 144H226V145L223 144V145H225V147H226ZM240 144H241V143H240ZM110 145H111V144H110ZM119 145H120V144H119ZM134 145H133L132 147H134ZM154 145H152V146H154ZM167 145H168V144H167ZM181 145H182V143H181ZM209 145H210V144H209ZM218 145H219V144H218ZM220 145H221V144H220ZM234 145H235V144H234ZM236 145H238V144H236ZM250 145H251V144H250ZM252 145H254V144H252ZM257 145H258V144H257ZM257 145H256V147H257ZM114 146H115V145H114ZM141 146H142V145H141ZM164 146H165V145H164ZM170 146H169V147H170ZM178 146H177V147H178ZM182 146H183V148H184V145H182ZM182 146H181V147H182ZM192 146L194 147V145H192ZM205 146H204V147H205ZM210 146H211V145H210ZM210 146H209V149H210V150H208V148L205 147V151H204V153H205L206 151H209L210 153H212L211 151H212L213 149H211L212 147L210 148ZM243 146H244V145H243ZM262 146H264V145H262ZM262 146H260V147L262 148ZM101 147H102V146H101ZM115 147L117 148V146H115ZM132 147H131V149H132ZM144 147H145V146H144ZM144 147H140L141 150H142V148H143V150H144ZM150 147H151V146H150ZM150 147H148V149H150ZM159 147H160V148H159ZM169 147H168V148H169ZM197 147H199V148H201V149H198ZM216 147H218V146L216 145ZM260 147H258V149H260ZM126 148H127V147H126ZM135 148H136V147H135ZM163 148H165V149H163ZM168 148H167V151H168ZM173 148H170V149H173ZM189 148H190V146L186 147V148H185V151H186V149H187V151H188ZM196 148H197V150H198V151L196 150V151H197V154H198V152H199L200 150H203V149H202L203 147H202V146L200 147L199 145H197V146L195 147V149H196ZM206 148H207V150H206ZM213 148H214V147H213ZM226 148H227V147H226ZM226 148H225V149H226ZM245 148H246V147H245ZM245 148H244V149H245ZM110 149H111V148H110ZM127 149H130V148H127ZM127 149H126V150H127ZM137 149H138V148H137ZM137 149H135V150H136V154H137V153L139 154V151L137 152ZM151 149H152V148H151ZM151 149H150V150H151ZM180 149H181V148H180ZM214 149H215V148H214ZM223 149H224V148H223ZM235 149H236V148H232L233 153H234V152L236 153V151H234ZM246 149H249V150H250V148H246ZM256 149H257V148H256ZM98 150H99V149H98ZM117 150H118V154H119V152H120V153L123 152V151H120L119 149H117ZM122 150H123V148H122ZM145 150H147V148H146ZM145 150L143 151V154L145 153ZM176 150H177V149H175V150L173 149V152H172V153L170 152L171 154H168V156L170 157L169 159H171V161L169 162V165H170V163L172 162V160L175 161V160H177V159H179V158L184 159L185 157H187V160H186V158L184 159V160H186V162L183 160L182 163H186V166H188V165H189V164L187 163V162L189 161L188 158L190 159V157L192 156V154H190V155H191V156H190L189 154L187 155V153H191L192 149H189L190 151H188V152L186 151L187 153L185 152V154L183 153V151L180 152V153H183L182 155H181L180 153H178ZM182 150H183V149H182ZM217 150H219V149H217ZM263 150H264V149H263ZM104 151H105V150H104ZM115 151H116V150H115ZM124 151H125V150H124ZM131 151H133V150H131ZM170 151H172V150H170ZM178 151H180V150H178ZM193 151H194V149H193ZM219 151H220V150H219ZM219 151H215V153L213 152L212 154L214 155V154H216V152L220 153ZM224 151H225V150H224ZM232 151H231V152H232ZM251 151H252V150H251ZM251 151H250V153L253 152V153L255 154L254 151H252V152H251ZM99 152L101 153V152H103V151H99ZM125 152H126V151H125ZM125 152H124V153H125ZM150 152H151V151H150ZM153 152H152V153H153ZM194 152H195V151H194ZM201 152H202V151H200V153H201ZM226 152H228V154H231V153H230V149H229V150L227 149ZM238 152H239V151H238ZM247 152H249V151L247 150ZM114 153H115V152H114ZM131 153H132V152H131ZM133 153H134V151H133ZM133 153H132L131 156H133ZM140 153H141V152H140ZM155 153H153V154L155 155ZM168 153H169V151H168ZM223 153H224V152H223ZM223 153H222V154H223ZM233 153H232V154H233ZM240 153H242V152L240 151ZM86 154H87V153H86ZM95 154H99V153L96 152ZM95 154H94V155H95ZM101 154H102V153H101ZM111 154H112V153H111ZM134 154H135V153H134ZM138 154H137V156H138V161H139L141 157L139 156L140 154H139V155H138ZM141 154H142V153H141ZM145 154H146V153H145ZM149 154H150V153H149ZM164 154H166V152H165ZM194 154H195V153H194ZM205 154H206V153H205ZM263 154H264V153H263ZM84 155H85V154H84ZM99 155H100V154H99ZM99 155H96V156H99ZM112 155H113V154H112ZM121 155H122V153H121ZM151 155H152V154H151ZM151 155H150V156H151ZM157 155H158V154H157ZM162 155H163V154H162ZM186 155H187V156H186ZM198 155H199V154H198ZM202 155H203V152H202ZM210 155H211V154H210ZM210 155H209V153H208L206 156L208 157V156H210ZM213 155H212V157H210L212 160H213V157H214ZM216 155H217V156H218V155L220 156V154H216ZM224 155H225V154H224ZM224 155H223V156H224ZM237 155H238V154H236V156H233V157L230 155V156L232 157L231 159H233L234 157H236V159H237V157L241 156V154H239L238 156H237ZM243 155H245V154H243ZM89 156H90V155H89ZM101 156H103V155H101ZM101 156H100V157H101ZM124 156H125V155H124ZM135 156H136V155H135ZM135 156H134V157H135ZM146 156H147V155H146ZM146 156H145V158H146ZM150 156H149V157H150ZM155 156H156V155H155ZM166 156H167V155H166ZM166 156H160V158L162 157V159H160L158 156H156L155 158L158 157L159 160H156V161H157V162H158V161L160 162V161H164L165 158H166ZM181 156H182V157H181ZM188 156H190V157H188ZM206 156H203V158L206 157ZM217 156H216V158H219V159H220V157H217ZM226 156H227V154H226ZM78 157H79V156H78ZM82 157H83V156H82ZM100 157H99V158H100ZM134 157H133V158H134ZM151 157H152V156H151ZM164 157H165V158H164ZM194 157H195V156H192V157H191V158L194 159V160L191 159L192 162H193V161H194V162H195V161H196V162L198 161L197 163L202 164V162L198 160V159L202 158L201 154H200V156H199L200 158H198L197 160H196V158H194ZM244 157H245V156H244ZM251 157H252V156H251ZM76 158H77V157H76ZM97 158H98V157H97ZM97 158H96V159H97ZM101 158H102V157H101ZM114 158H115V156H114ZM127 158H128V157H127ZM142 158H143V157H142ZM142 158H141L140 161H142ZM153 158H154V156H153ZM155 158H154V159H155ZM163 158H164V160H163ZM203 158H202V159H203ZM208 158H209V157H208ZM225 158H227V157H225ZM225 158L223 157L222 159L225 160ZM239 158H240V157H239ZM246 158H247V157H246ZM246 158H245V159H246ZM102 159H103V158H102ZM105 159H106V158H105ZM107 159H108V158H107ZM122 159H123V158H122ZM134 159H137V157H135ZM149 159H150V158H149ZM205 159H206L207 162H208V163H206L207 166H210V165H213V166H211V167H216V166H217V164H216V163L218 162L217 159L214 158L215 160H217V162L215 161L216 166L213 164V161H214V160H213V161H212V160L210 161V159H209V160H208L207 158H205ZM222 159H220V160L224 162V160H222ZM229 159H230V158H229V155H228V159H227L228 162H229ZM231 159H230V160H231ZM236 159H234V160L237 161L238 159H237V160H236ZM240 159L242 160V156H241ZM250 159H251V158H250ZM166 160H167V158H166ZM203 160H204V159H203ZM220 160H219V161H220ZM227 160H226V161H227ZM241 160H239V161H241ZM247 160H248V159H247ZM257 160H258V159H257ZM90 161H91V160H90ZM100 161H101V160L99 159L98 163H95V162H94V165H93V164H92L91 166L89 165V167H86V168H84V167L81 166V167L84 168V169L79 170V171H77V172H75V173H72V172H71L72 174H70V175H68V176H65V177H62V178H61L62 174H65L66 171H68V169H70V168H68V169H67V168L62 169V170L59 172V175H58V176H60V175H61V176H60V177H57L58 179L55 178L56 181L54 180V182H53L52 184H49L48 186H45L44 188H42V189H40L39 191H37L38 194H35V198H37V199H39V200H45V201H46V200H50V199L52 200V199H54L55 197H56V199H57V196H58L60 193L69 190V188L73 187V186L76 184V182L79 181V179L76 180V177H78V176L81 177L80 175L83 174V173H84V176H85V175L88 176V174H85V173H89V171L91 172V169H93V168L96 167L95 165H97V166L99 165V166H100ZM105 161H106V160H105ZM143 161H144V160H143ZM150 161H151V160H150ZM177 161H178L177 163H179V162L181 163L180 159L177 160ZM209 161H210V163H209ZM84 162H86V160H85ZM84 162L81 161V163H79V161H78V165H82V164H84ZM87 162H88V161H87ZM87 162H86V166H87V164L89 163V162H88V163H87ZM96 162H97V161H96ZM189 162H190V166H188V167H191V165H192V168H194V164H195V163L193 162V163L191 164V161H189ZM200 162H201V163H200ZM204 162H205V160H204ZM204 162H203V163H204ZM211 162H212V163H211ZM228 162H227V163H228ZM242 162H243V161H242ZM244 162H245V161H244ZM102 163H104V162H102ZM139 163H140V162H139ZM139 163H138V164H139ZM152 163H153V162H152ZM164 163H165V161L162 162L161 165H163ZM174 163H176V162H174ZM227 163H226V165H227ZM112 164H113V163H112ZM141 164L143 165L144 163H141ZM159 164H160V163H159ZM166 164H167V163H166ZM172 164H173V163H172ZM208 164H210V165H208ZM219 164H220V163H219ZM219 164H218V165H219ZM228 164H231V163L229 162ZM232 164H234V163H232ZM232 164H231V165H232ZM242 164H243V163H242ZM76 165H77V164L75 163L74 168H75V167H76V168H75V169L72 168V169L76 170V169L78 168V165H77V166H76ZM169 165H168V166H169ZM203 165H204V167L207 168V166H205V164H203ZM224 165H225V164H224ZM245 165H246V164H245ZM245 165H244V166H245ZM247 165H248V164H247ZM253 165H254V164H253ZM256 165H257V164H256ZM92 166H93V167H92ZM102 166H103V165H102ZM139 166H141V165H139ZM139 166H138V167H139ZM170 166H172V165H170ZM174 166H176V164H173V168H174ZM181 166H183V165L177 166V168H174V169H175V170L178 169L177 171H182V170H180L181 168L179 169V167H181ZM197 166H198V167H197ZM200 166L202 167V165H197V164H196V168L199 169ZM219 166H221V164H220ZM228 166H229V165H228ZM233 166H234V165H233ZM233 166H232V167H233ZM236 166H237V165H236ZM241 166H243V165H241ZM260 166H261V165H260ZM81 167H80V169H81ZM91 167H92V168H91ZM103 167H104V166H103ZM144 167H146V166L143 165L142 168H144ZM164 167H165V166H164ZM184 167H185V164H184L183 168H184ZM224 167H225V166H224ZM232 167H231V168H228V169L233 170V169L235 168V167H234V168H232ZM237 167H239V166H237ZM237 167H236V168H237ZM252 167H253V166H252ZM90 168H91V169H90ZM101 168H102V167H101ZM128 168H129V167H128ZM133 168H134V167H133ZM140 168H141V167H140ZM160 168H161V167H160ZM165 168H166V167H165ZM173 168H172V169H173ZM192 168H191V170H193V171H194V170H198V169H195V168L192 169ZM254 168H255V167H254ZM72 169H71V171H74V170H72ZM88 169H90V170L87 171ZM98 169H99V168H98ZM115 169H116V168H115ZM170 169H171V168H170ZM189 169H190V168H189ZM202 169L204 170V171H202V172H205V175H206V172H208V170H205L204 168H202ZM202 169H201V170H202ZM207 169H208V168H207ZM211 169L213 170V168H210V170H211ZM222 169L227 170V167H226V168H222ZM242 169H243V168H242ZM257 169H258V168H257ZM103 170H104V169H103ZM139 170H141V169H139ZM199 170H200V169H199ZM214 170H215V169H214ZM220 170H221V169H220ZM230 170H229V171H230ZM234 170H235V169H234ZM238 170H239V169H238ZM96 171H97V170H96ZM131 171H132V170H131ZM134 171H135V170H134ZM154 171H155V170H154ZM167 171H168V170H167ZM189 171H190V170H189ZM223 171H224V170H223ZM229 171H228V172H229ZM260 171L263 172L262 169H261ZM64 172H65V173H64ZM105 172H106V171H105ZM126 172H127V171H126ZM172 172H175V171H172ZM183 172H184V170H183ZM186 172H187V171H186ZM190 172H191V174L193 173L192 171H190ZM197 172H198V171H197ZM197 172L195 171L194 173L197 174ZM211 172H213V171H210V172H208V173H211ZM217 172H218V171H217ZM237 172H239V171H237ZM242 172H243V170H242ZM100 173H102V172H100ZM152 173H153V171H152ZM154 173H155V172H154ZM157 173H158V172H157ZM178 173L182 174L181 172H178ZM230 173H231V172H230ZM233 173H234V172H233ZM67 174H69V172H68ZM67 174H66V175H67ZM94 174H95V173H94ZM109 174H110V173H108L107 175H109ZM112 174H113V173H112ZM112 174H111V175H112ZM127 174H128V173H127ZM173 174L176 176V173H173ZM184 174H185V172L183 173V176H184ZM202 174H203V173H202ZM214 174H215V173H214ZM225 174H227V173H225ZM235 174H236V173H235ZM235 174H234V176H235ZM238 174H239V173H238ZM248 174H249V173H248ZM99 175H100V174H99ZM107 175H105V176L107 177ZM177 175H179V174H177ZM187 175H188V174H187ZM193 175H195V174H193ZM203 175H204V174H203ZM208 175H210V174H207L206 176H208ZM211 175H213V174H211ZM244 175H245V174H244ZM260 175H261V174H260ZM82 176H83V175H82ZM87 176H86V177H87ZM112 176H114V174H113ZM159 176H164V177H162V178H167V179L163 180V179L160 177V179L163 180V181L161 180L162 182L166 181V182H164V183H166V184L163 183V184L166 185V186H165L164 188H162V186H164V185L162 184V186H161L162 189H160L161 191H159V192H162L161 194H164V195H165V198H163L162 200L164 201V199H165V201L167 202L168 199L166 200V195L168 194V197H170V199H169V201H170L171 199H173V198H171V191H173V190H174V187H175L176 191L178 192V189H180V188H179L180 186H179L178 188H177L176 186H173V183H175V181H174V177H175V176L173 177V175L171 176V177H173V178L169 177V176H170L169 174H168L167 177H165L166 175H159ZM180 176H181V175H180ZM180 176H176V177H179V179L175 177V178H176L175 180H177V179L180 180ZM189 176H190V175H189ZM238 176H239V175H238ZM248 176H249V175H248ZM88 177H89V176H88ZM98 177H99V176H98ZM181 177H182V176H181ZM185 177H186V174H185ZM203 177H204V176H203ZM208 177L210 178V176H208ZM215 177H216V176H215ZM217 177H218V176H217ZM82 178H83V177H82ZM92 178H94V177L92 176ZM95 178H96V176H95ZM100 178H101V177H100ZM102 178H103V176H102ZM111 178H112V177H110V179H111ZM115 178H116V177L112 178V180L115 179ZM188 178H189V177L187 176V177H186V182H187V183H189V180H190V179H188ZM193 178H194V176H193ZM211 178H212V177H211ZM225 178H226V177H225ZM234 178H235V177H234ZM241 178H242V177H241ZM253 178H254V177H253ZM84 179H85V178H84ZM86 179H87V178H86ZM96 179H98V178H96ZM131 179H133V178H132V177L130 178V182H131ZM181 179L183 180V178H181ZM184 179H185V178H184ZM194 179H195V178H194ZM199 179H200V178H199ZM207 179H208V178H207ZM235 179H236V178H235ZM237 179H238V177H237ZM245 179H246V178H245ZM249 179H251V178L249 177ZM87 180L89 181L90 179H87ZM105 180H106V178H105ZM137 180H138V179H136V178L133 179V181H135L136 184H137V182H138ZM158 180H159V179H158ZM182 180H181V182H182ZM191 180H192V179H191ZM215 180H216V178H215ZM226 180L229 181V179H226ZM84 181H85V180H84ZM100 181L102 182V186H101V187H102V189L104 190V188H103L104 184H103V183H105V182H103L102 180H100ZM100 181L98 180L97 182L100 183ZM114 181L117 182V184L121 185V182H120V181L113 180L112 183H114ZM142 181H143V180H142ZM173 181H174V182H173ZM194 181H195V180H194ZM204 181H205V180H204ZM246 181H247V180H246ZM89 182H91V181H89ZM92 182H94V181L92 180ZM95 182H96V181H95ZM118 182H119V183H118ZM159 182H160V180H159ZM159 182H158V183H159ZM219 182H220V181H219ZM242 182H243V181H242ZM77 183H78V182H77ZM87 183H88V182H87ZM87 183H86V184L83 183V184L86 186ZM99 183H97V184H99ZM107 183H108V182L105 183L106 186H107V187H105V189L108 188V185H109V186H111L110 189L108 188L109 191L113 189V188H112V185L116 184V183H114V184H112V185H110V184L107 185ZM133 183H134V182H133ZM138 183H139V182H138ZM176 183L178 184V182H176ZM206 183H207V182H206ZM212 183H213V182H212ZM215 183H216V182H215ZM250 183H251V182H250ZM255 183H256V182H255ZM88 184H90V183H88ZM100 184H101V183H100ZM100 184H99V185H100ZM131 184H132V183H131ZM140 184H142V183H140ZM194 184H195V183H194ZM242 184H244V183H242ZM242 184H241V185H242ZM79 185H80V184H79ZM92 185H93L94 187H93ZM92 185H89V186H90V187L92 186L94 189H95V187L98 188V186H97L96 184H93V183H92ZM95 185H96V186H95ZM119 185H118V186H119ZM137 185H138V184H137ZM144 185H145V184H144ZM174 185H175V184H174ZM181 185H182V183H181ZM206 185H207V184H206ZM219 185H220V184H219ZM230 185H231V183H230ZM235 185H236V184H235ZM75 186L77 187V185H75ZM75 186H74V187H75ZM114 186H115V185H114ZM118 186L116 185V188H115V187H114V188L116 189V191L120 188V189H119L120 192L117 191L119 194H117V192H116V194H114L115 192H114V190H112V191H113V194H114L115 196H116V195H117V196H121V195L123 194V193H122V194L120 195V193L122 192V189H123V188L121 189L122 186H120L119 188H117ZM177 186H178V185H177ZM213 186H214V185H213ZM78 187H79V186H78ZM101 187H100V188H101ZM143 187H145V186H143ZM208 187H209V186H208ZM220 187H221V186H219V188H220ZM222 187H223L222 189L224 190V186H222ZM225 187H226V186H225ZM246 187H247V186H246ZM248 187H249V186H248ZM250 187H251V186H250ZM252 187H253V186H252ZM81 188H82V184H81ZM81 188H78V189H81ZM97 188H96V189H97ZM111 188H112V189H111ZM158 188H160V187H158ZM234 188H236V187H234ZM238 188H239V187H238ZM240 188H241V187H240ZM74 189H75V188H74ZM78 189H75V190L77 191ZM84 189H85V188H84ZM94 189H93V190H94ZM96 189H95V190H96ZM137 189H138V188H137ZM149 189H150V188H149ZM220 189H221V188H220ZM230 189H231V188H230ZM241 189H242V188H241ZM70 190H71V189H70ZM82 190H83V189H82ZM82 190H80V191H82ZM97 190H98V191H101V189H97ZM97 190H96V191H97ZM103 190H102V191H103ZM108 190H107L106 192H109ZM146 190H148L147 187H146ZM180 190H183V189L181 188ZM180 190H179L178 193L181 192ZM187 190H188V189H187ZM237 190H240V189H237ZM76 191H75V192H76ZM96 191H94V192H95V194L98 193V195H95V196H99L100 194L103 195V192H101V193L99 194V192H96ZM157 191H158V190H157ZM157 191H156V192H157ZM176 191H175V193H177ZM192 191H193V190H192ZM203 191H204V190H202V192H203ZM211 191H212V190H211ZM231 191H232V190H231ZM231 191H230V192H231ZM244 191H245V190H244ZM251 191H252V190H251ZM68 192H69V191L65 192V194L68 193ZM70 192L73 193L74 190H73V191H70ZM85 192H86V191H85ZM89 192H90V191H89ZM106 192H105V190H104V194H105ZM110 192H111V191H110ZM124 192H125V191H124ZM146 192H149V190L146 191ZM173 192H174V191H173ZM228 192H229V191H228ZM228 192H227V193H228ZM83 193H84V192H82V194H83ZM86 193H87V192H86ZM205 193H206V192H204V194H205ZM231 193H232V192H231ZM234 193H235V191H234ZM237 193H238V192H237ZM80 194H81V193H80ZM82 194H81V195H82ZM91 194L94 195V193H91ZM107 194H108V193H107ZM107 194L104 195L103 198H105V196H106V197H108V196L110 197V195H107ZM110 194H111V193H110ZM150 194H151V192H150ZM150 194H149V195H150ZM157 194H158V192H157ZM173 194H174V193H173ZM173 194H172V197L175 196L174 199L176 200V202H173V203H176V204L178 203V205L175 204V207L178 208L179 205H181V206H180L181 208L175 209L176 211L179 210V211H178L179 213H176V212L174 211L176 214H180V210L182 209V210H181V211H182V212H181V213H182L181 215H183V216L178 215V216H180V218L182 217L181 219L179 218V219L181 220V222L184 220V216L187 215V216L189 217V214L191 213L190 218L185 217V219L188 218V219H186V220L189 221V219L191 220V218H193L194 216H196V214L193 215V213H197V212H196L197 210H198V212H199V214L197 213V215H200V214L203 213L202 209H203V208H204V209L207 208V207H206L207 201L205 202L203 198H202L200 201H201V202L204 201V203H201L200 201L192 202V203H187L184 199H181V198H180L181 195H178V194H177V195H174V196H173ZM195 194H196V193H195ZM198 194H199V193H198ZM200 194H201V193H200ZM219 194H220V193H219ZM242 194H243V193H242ZM60 195H61V194H60ZM62 195H63V194H62ZM62 195H61V196H62ZM72 195H73V194H72ZM81 195H79V196H81ZM85 195H86V194H85ZM87 195H89V194H87ZM102 195H101V197H102ZM125 195H127V194H125ZM125 195L123 194L122 196H125ZM152 195H153V193H152ZM152 195H151V196H152ZM158 195H160V194H158ZM182 195H183V194H182ZM236 195H237V194H236ZM61 196H60V197H61ZM69 196H70V195H69ZM76 196H77V195H76ZM79 196H78V197H79ZM112 196H113V195L111 194V197H110V198H112ZM155 196H156V195H155ZM204 196H205V195H204ZM218 196H219V195H218ZM232 196H233V193H232ZM251 196H252V195H251ZM58 197H59V196H58ZM82 197H83V196H82ZM86 197H87V196H86ZM86 197H85L84 199H86ZM91 197H92V196H91ZM109 197H108V198H109ZM113 197H114V196H113ZM126 197H127V196H126ZM148 197H149V196H148ZM160 197L162 198L163 195H160ZM168 197H167V198H168ZM181 197H182V196H181ZM183 197H184V196H183ZM240 197H241V196H240ZM92 198H95V197H92ZM98 198H100V196H99ZM122 198H123V197H122ZM151 198H152V197H151ZM153 198H154V196H153ZM158 198H159V197H158ZM184 198H186V197H184ZM204 198H205V197H204ZM208 198H211V196H210V197L208 196L207 199H208ZM235 198H236V196H235ZM28 199H31V200H32L33 198H28ZM28 199H26V201H27ZM74 199H76V198H74ZM79 199L82 200V198H80V197H79ZM84 199H83V202H85ZM96 199H97V198H96ZM105 199H106V198H105ZM113 199H114V198H112V200H113ZM118 199L121 201V197H118ZM154 199H156V198H154ZM194 199H195V198H194ZM222 199H223V197H222ZM222 199L220 200V202H222ZM224 199H226V198H224ZM224 199H223V200H224ZM64 200H65V199H64ZM81 200H79V201H81ZM86 200H87V199H86ZM94 200H95V199H94ZM97 200H99V199H97ZM97 200H96V201H97ZM114 200L117 202V197H116ZM125 200H126V199H125ZM129 200H130V198H129ZM145 200H146V199H145ZM147 200H148V199H147ZM147 200H146V202H147ZM156 200H157V199H156ZM205 200H206V199H205ZM210 200H212V199H210ZM210 200H208V201H210ZM226 200H228V198H227ZM226 200H225V201H226ZM230 200H231V199H230ZM233 200H234V199H233ZM233 200H232V202H233ZM26 201H25V199H24L23 203H22V202H21V203H20V202H19V203H16V202H15V204H10V205H7V206L4 205V207H2V208L0 209V214H1L4 210L7 211L6 214H4V217H5V215H7V213H9V212H10V213H11V212L14 213V211H16V210L18 211L19 209H20V211H18V212H21V208L24 207L25 204L27 205ZM33 201L35 202V200H33ZM33 201H31V202H33ZM60 201H61V200H60ZM90 201H91V200H90ZM96 201H94V202H95V205H99L98 201H97V202H96ZM99 201H101V200H99ZM104 201H105V200H104ZM106 201L108 202V199H106ZM151 201H152V200H151ZM165 201H164V202H165ZM169 201H168V202H169ZM234 201H236V200H234ZM243 201H244V200H243ZM81 202H82V201H81ZM81 202H80V203H81ZM83 202H82V203H83ZM87 202H88V200H87ZM87 202H85V203L88 204ZM92 202H93V200H92ZM92 202L89 203V204H92ZM101 202H103V201H101ZM121 202L123 203V200H122ZM121 202H119L118 205L121 206L120 208H123V207H122V204L120 205ZM125 202H126V201H125ZM142 202H143V201H142ZM154 202H155V200H154ZM159 202H161V200H160ZM166 202H165V203H166ZM171 202H172V201L169 202L170 205H171ZM210 202H211V201H210ZM210 202H209V203H210ZM213 202H215V200H214ZM213 202H212L210 205L213 204V205H212L213 207H216V206H217V209L220 208V210H221V207L218 208L219 205H216V206H215V203H213ZM28 203H29V205H31L30 202H28ZM36 203H38V202H36ZM36 203H35V204H36ZM63 203H64V202H63ZM80 203H79V204H80ZM85 203H83V205H85ZM105 203H106V202H105ZM108 203L111 204V202H108ZM112 203H113V202H112ZM114 203H115V202H114ZM140 203H141V202H140ZM147 203H148V202H147ZM149 203H150V201H149ZM149 203H148V204H149ZM173 203H172V205H173ZM179 203H180V204H179ZM205 203H206V204H205ZM222 203H223V202H222ZM228 203H230V202H227V204H228ZM245 203H246V202H245ZM35 204L32 203V206H34ZM110 204H109L108 206H110ZM123 204H124V203H123ZM125 204H126V203H125ZM125 204H124V205H125ZM131 204H132V203H131ZM142 204H143V203H142ZM145 204H146V203H145ZM148 204H147V205H148ZM154 204H155V203H154ZM156 204H157V203H156ZM201 204H203L202 206H204V207L201 208V207H200ZM217 204H218V203H217ZM230 204H231V203H230ZM242 204H243V202H242ZM242 204H241V205H242ZM111 205H112V204H111ZM127 205L129 206V203H128V202H127ZM135 205H136V204H135ZM135 205H134V203H133V207H134L135 209L139 207V206H138V207H137V206L135 207ZM207 205H208V204H207ZM225 205H226V204H225ZM228 205H229V204H228ZM233 205H234V204H233ZM237 205H238V203H237ZM246 205H247V204H246ZM250 205H251V204H250ZM27 206H28V205H27ZM35 206H36V205H35ZM44 206H45V205H44ZM59 206H60V205H59ZM61 206H62V205H61ZM67 206H68V205H67ZM86 206H87V205H86ZM90 206H91V205H90ZM90 206H89V207H90ZM104 206H105V205H104ZM115 206H116V205H115ZM128 206H125V207H128ZM148 206H149V205H148ZM148 206H147V207H148ZM153 206H154V205H153ZM164 206H165V205H164ZM183 206H185L186 209L183 208ZM212 206H211V207H212ZM220 206H221V205H220ZM229 206H230V205H229ZM253 206H254V205H253ZM25 207H26V206H25ZM25 207H24V208H25ZM28 207H29V206H28ZM48 207H49L48 210H51L50 208H52L53 206L51 207V205H50V206H48ZM81 207H82V204H81ZM84 207H85V206H84ZM89 207H88V208H89ZM91 207H92V206H91ZM95 207H96V206H95ZM131 207H132V206H131ZM145 207H146V206H145ZM151 207H152V204H151ZM157 207H158V204H157ZM167 207H168V203H167ZM169 207H171V206H169ZM197 207H198L199 209H198ZM211 207H210V209H211V211H212V208H211ZM226 207H227V206H226ZM244 207H245V206H244ZM24 208H23V209H24ZM26 208H27V207H26ZM67 208H68V207H67ZM86 208H87V207H86ZM86 208H83V209H86ZM96 208H97V207H96ZM98 208H99V210L103 209V208H100V207H98ZM107 208H109V207H107ZM141 208H142V207H141ZM149 208H150V207H149ZM149 208H147V209H149ZM194 208H195V209H194ZM196 208H197V209H196ZM200 208H201V210H200ZM261 208H262V207H261ZM28 209H29V208H28ZM45 209L47 210V207H46ZM45 209H44V210H45ZM54 209H57V206L53 207V209L51 210V212L49 211V213H53L52 211H53ZM69 209H70V208H69ZM69 209H68V210H69ZM94 209H95V208H93V210H94ZM128 209L130 210L129 207H128ZM128 209H127V210H128ZM135 209H134V210H135ZM142 209H143V208H142ZM145 209H146V208H145ZM150 209H151V208H150ZM155 209H156V205H155ZM171 209H172V208H171ZM184 209H185V210H184ZM208 209H209V208H207V210H208ZM214 209L216 210V208H214ZM26 210H27V209H26ZM44 210H42V212H43ZM46 210H45V211H46ZM58 210L60 211V209H57L56 211L54 210V213L57 212V213H58V214L56 213L57 215H60V214L62 213V214L60 215V217H61V216L63 215V212H61V211L59 212ZM61 210H62V208H61ZM64 210H65V208H64ZM64 210H63V211H64ZM109 210H110V209H109ZM109 210H108V211H109ZM114 210H115V209H114ZM129 210L126 211V212H129ZM131 210H133V208H132ZM137 210H139V208L136 209V211H137ZM162 210H163V209H162ZM183 210H184V211H183ZM194 210H196V211H194ZM199 210H200V211H199ZM45 211H44V213H45ZM79 211H80V209H79ZM79 211H78V212H79ZM97 211H98V210H97ZM103 211H104V210H103ZM111 211H112V210H111ZM123 211H124V210H123ZM140 211H143V210L140 209ZM140 211L135 212V213H137V215H136L134 212H132V214L134 213V215H136L134 218H135V219L137 218L135 221H136L139 225H140V223L142 222V220H141V222H140V221H139V220H140L139 217H137V216H139V214H140L139 212H140ZM149 211H150V210H149ZM201 211H202V212H201ZM205 211H206V209H205ZM222 211H223V209H222ZM240 211H241V212H245V210H240ZM46 212H47V211H46ZM69 212H70V211H69ZM81 212H82L81 214H84V211L81 210ZM99 212H100V211H99ZM99 212H98V214H100ZM113 212H114V211L111 212L112 215H113V214L115 215V213H113ZM144 212H146V210H145ZM151 212H152V211H151ZM157 212H158V210H157ZM160 212H161V211H160ZM200 212H201V213H200ZM206 212H207V211H206ZM208 212L211 213V214L213 213V212H210V210H208ZM231 212H232V211H231ZM253 212H254V213H253ZM256 212H257V211H254V210L252 211V213H253V217H256V216H254V214H255ZM259 212H260V211H259ZM3 213H4V212H3ZM47 213H48V212H47ZM47 213H46V214H47ZM49 213H48L47 215H49ZM64 213H65V211H64ZM96 213H97V212H96ZM111 213H110V214H111ZM123 213H124V212H123ZM129 213H130V212H129ZM138 213H139V214H138ZM164 213H165V212H164ZM172 213H173V212H172ZM233 213L236 214L237 211H236V212H233ZM252 213H250V214H252ZM16 214H17V212H16ZM41 214L44 215V216L46 215V214H43V213H41ZM102 214H103V213H102ZM104 214H105V215H101V216L98 215V216L100 217V218H98V220L100 219V222H101V218H102V216H105L107 220H109L110 218L112 219V218L115 217L116 220L119 222L120 219H123V217H124L123 215H125V214H122V213H121V214H122V216H121L122 218H121V217L119 216L120 213H118V215H117L118 217H116V216L111 217V216H110V218H108L109 213L104 212ZM106 214H107V215H106ZM116 214H117V213H116ZM121 214H120V215H121ZM130 214H131V213H130ZM143 214H144V213H143ZM143 214L141 213L140 216L143 215ZM148 214H149V213H148ZM148 214H147V215H148ZM153 214H154V211H153ZM203 214H204V213H203ZM211 214H209V215H211ZM213 214H215V211H214ZM213 214H212V215H213ZM218 214L220 215L219 211L215 214V215H216L215 218H217V219L220 218L221 221H220V220H218V221H219L220 223H222V221H223V220L221 219L222 216L219 217V216H217ZM223 214H224V213H223ZM245 214H246V213H245ZM2 215H3V214H2ZM8 215H9V214H8ZM47 215H46V217H48V218H50V217H54L53 221H54V223H55V221L57 220V222H56L55 224L58 226V222L60 221V220L58 221V219H61V218H58L57 215H56V217H55V216H52V215H54V214H51V216H47ZM149 215H150V214H149ZM149 215H148V216H149ZM161 215H162V214H161ZM163 215H164V214H163ZM173 215H174V214H173ZM237 215H238V214H237ZM22 216H23V215H22ZM33 216H34V215H33ZM67 216H68V215H67ZM84 216H85V217H84L85 220H81V219H83V218H81L82 216H80L81 219H79V220H80V221H85V222L91 224V220H90V218H89V217H88L89 219L86 218L87 215H84ZM91 216H92V214H91ZM96 216H97V214H96ZM96 216H95V217H96ZM164 216H165V215H164ZM232 216H234V215H233V214L231 215V217H230V221H231V219H232V220H238V221H237L238 223H237V222H236V223H237V224H239V222L241 223L242 220L239 221V219H235V217L233 218ZM239 216H240V214H239ZM239 216H238V218H239ZM257 216H259V215H257ZM0 217H1V215H0ZM2 217H3V216H2ZM7 217H8V216H7ZM9 217H10V216H9ZM39 217H40V215H39ZM62 217H64V216H62ZM105 217H104V218H105ZM128 217H132V215H130V216H128ZM141 217H143V216H141ZM155 217H156V216H154V218H155ZM158 217H159V216H158ZM162 217H163V216H162ZM198 217H200V216H198ZM218 217H219V218H218ZM242 217H243V215H242ZM261 217H262V216H261ZM11 218H12V217H11ZM55 218H57V219L55 220ZM68 218H69V217H66V216H65V219L68 220ZM76 218H77V217H76ZM118 218H119V220H118ZM126 218H127V217H126ZM134 218H133V219H134ZM150 218H152V217H150ZM194 218H195V217H194ZM194 218H193V219H194ZM240 218H241V217H240ZM256 218H257V217H256ZM258 218H259V217H258ZM262 218H263V217H262ZM1 219H2V218H0V220H1ZM5 219H6V218H5ZM34 219H36V218H34ZM34 219H33V220H34ZM42 219H43V218H41L40 220L42 221ZM51 219H52V218L48 219L49 222L51 221L50 223L54 224L53 221H52ZM63 219H64V218H63ZM86 219H88L90 222H89L88 220L86 221ZM94 219H95V218H94ZM106 219H105V220H106ZM129 219H130V218H129ZM129 219H127V220H129ZM138 219H139V220H138ZM157 219H158V218H157ZM157 219L155 218V220H157ZM159 219H160V218H159ZM159 219H158V220H159ZM167 219H168V218H167ZM175 219H176V218H175ZM177 219H178V218H177ZM182 219H183V220H182ZM193 219H192V220H193ZM199 219H201V217H200ZM245 219H246V218H245ZM33 220H32V221H33ZM38 220H39V218H38ZM43 220L45 221L46 219H43ZM69 220H70V218H69ZM116 220L114 219V222H113V223H116V222H117ZM123 220H125V218H124ZM127 220H126V222L120 220V221H121L120 223L124 222L125 224H127V222H128ZM137 220H138L140 223H139ZM162 220H163V219H162ZM195 220H198V218H195L193 221H195ZM212 220H213V218H212ZM214 220H215V219H214ZM243 220H244V219H243ZM44 221H43L42 223H44ZM62 221H64V220H62ZM65 221H66V220H65ZM70 221H71L70 223H72L73 220H70ZM80 221L78 222V225L80 224ZM94 221H95V223H94V225H95L97 220H96V219H95V220H92V223H93ZM109 221H110V220H109ZM112 221H113V219H112ZM159 221H160V220H159ZM198 221H199V220H198ZM198 221H196V222H198ZM210 221H211V220H210ZM216 221H217V220H215V222H216ZM218 221L216 222L217 224H218ZM246 221H247V220H246ZM246 221H245V222H246ZM249 221H250V220H249ZM251 221H252V220H251ZM251 221H250V222H251ZM263 221H264V220H263ZM263 221H262V222H263ZM0 222H1V221H0ZM33 222H34V221H33ZM33 222H32V224L34 225ZM37 222H38V221H36L35 224H36ZM46 222H48V221H46ZM97 222H98L99 224L102 225L103 220H102L101 223H100L99 221H97ZM132 222H133V221H132ZM185 222H186V221H185ZM196 222H195V224H196ZM215 222H214V224H215ZM258 222H259V221H258ZM39 223H40V222H38L37 224L39 225ZM67 223H69V221H68ZM73 223H74V221H73ZM104 223L107 224V222H103V225H104ZM124 223H123V225H124ZM174 223H175V222H174ZM183 223H184V222H183ZM220 223H219V224H220ZM226 223H227V221H226ZM226 223H225V224H226ZM233 223H235V222H233ZM236 223H235V224H232V223H231V224L234 226V225H236ZM247 223H249V222H247ZM32 224H31V225H32ZM40 224H41V223H40ZM52 224H50V225H52ZM75 224H76V222H75ZM90 224H86V223H84V226L86 225V228L88 227L87 225H89V227H90L91 225H92L91 227H94L93 224H91V225H90ZM99 224H98V225H99ZM106 224H105V228L102 227V226L100 225V226H101L100 228L105 229L104 231H107L106 229H108V228H110V227L113 228L114 226H116V225H114V226H110V227H107V228H106V226L108 225V224H107V225H106ZM129 224H130V223H128V225H129ZM132 224H133V223H132ZM155 224H156V223H155ZM201 224H202V223H201ZM219 224H218V226L216 225L215 227L217 228V227H219V226H222V227L225 226V225H224V221H223V223H222L223 225H219ZM227 224H228V223H227ZM250 224H251V223H250ZM256 224H257V223H256ZM260 224H261V223H260ZM31 225H30V230H31V232H32V237H33L34 235L36 236L35 233H37V232H39V231H38V230L35 231L34 229H35L36 226L34 225L35 227L32 228ZM33 225H32V226H33ZM44 225H45V224H44ZM46 225H47V224H46ZM50 225H49V227H48L49 229L51 228ZM73 225H74V224H73ZM73 225H72V226H73ZM76 225H77V224H76ZM76 225H74V226L76 227ZM80 225H81V224H80ZM82 225H83V222H82ZM96 225H97V224H96ZM123 225L120 224V226H122V228H125L126 226L123 227ZM180 225H181V224H180ZM185 225H186V224H185ZM229 225H230V224H228V226H229ZM239 225H240V224H239ZM242 225H243V224H242ZM246 225H247V224H245V226H242V227H246ZM252 225H253V224H252ZM3 226H4V225H3ZM5 226H6V225H5ZM47 226H48V225H47ZM52 226H53V225H52ZM59 226H61V225H59ZM70 226H71V224H70ZM74 226H73V227H74ZM120 226H119V227H120ZM134 226H135V225H134ZM134 226L132 227L133 229H135ZM203 226H204V225H203ZM203 226H202V227H203ZM226 226H227V225H226ZM53 227L58 229V230H57V229H54V231H53L54 235H58V236H59V237H57L58 240H57L56 238H53V237H55V236H53L52 233H50V232L47 233V230H46V233H44V234H47V236L45 235V237H48V238H46V240H45L44 243H46V241L50 238L49 236H53V237H51V239H49V240H51L52 244H53L54 242H56L57 244L54 243L55 245H54V244L52 245L51 243H49V242H50V241H49V242H47V245H49L50 247L52 246V248L55 250V252L53 251V249H52V250H49V251H51V252L53 251L52 253L54 254V256H51L52 258L49 256L50 258H48V254L50 255V253H48V254H46V257H47V258H45V254H44V256H43L44 259H43L42 256H41V255H43V254L41 253L40 256L38 255L39 257H41V259H39V258L36 259L35 257H38V256H34V255H33V254L35 253L34 250H33L32 253H33V252H34V253H33V254L31 253V254H32V258H33V259L35 258V260H37L35 263H34V261H31L33 264H70V263H69V260H68L69 257H70V255H69L70 253H73V255L75 254V255H74V258H75V256H76L75 259H76V261H78V263H74V262L72 263V262H71L72 264H87V262H86L85 260L82 259V258L84 257V259L86 258V260H87L86 255L88 256L89 259H90V257H89V256H90V253H91V254H92V253L94 254V252H95V254L92 255L91 257L96 256V258H98L99 255H100L99 252H102V253L104 254V252H107V253H108L109 251H111L110 253L113 252V254L116 255V253H117V255H118V254H121L120 252H123V251L125 250V249H123V248H121V247H122L123 245H126V244H127V243H126V244H123V245H122V241H123V239H122V241H120L121 239H120V237H118V236H120V234L117 235V238H118L119 240H118V239H115V238H116V235H115V234H117L116 232H118V231H115V232H113V233H108V231H107V232L102 231L103 233L100 232V231L97 232V233L94 232V234L96 233V236H97L96 238H97V239L94 238V240H93L92 238L90 239L91 236L88 237V235H92L93 233H92V234H90V233L88 234V233H87L88 231L86 232L87 234H86L84 231H83L84 233L81 234V235H85V234H86V235H87V236L85 235L86 238H83V236L81 237L79 233H74V232L72 233V231H71L72 234H71L69 237H67L69 234L66 233L65 231H66L67 229H68L67 231H69V228L66 227L67 229L65 228V231H63L64 229L62 228V231H61V228H60V227H56L55 225H54ZM53 227H52V228H53ZM73 227H72V229H74ZM79 227H80V226H79ZM79 227L77 226V227L75 228V230L78 228V229H77V230H78L77 232H81V230H80L81 228L79 229ZM81 227H83V226H81ZM91 227H90V228H91ZM95 227H96V226H95ZM95 227H94V229H95ZM98 227H99V226H97L96 228H98ZM119 227H118V229H120ZM222 227H221V228H222ZM229 227H230V226H229ZM231 227H232V226H231ZM235 227H238V226H234V229H235ZM253 227H254V226H252L251 229H253ZM256 227H257V226H256ZM4 228H5V227H4ZM31 228L33 229V231H32ZM37 228L39 229V226H38ZM40 228H41V226H40ZM42 228H44V227L42 226ZM52 228H51V229H52ZM70 228H71V227H70ZM114 228H115V229H114ZM114 228H113L114 230H117V227H114ZM122 228H121V229H122ZM126 228H127V227H126ZM126 228H125V229H126ZM132 228H131V226H129L127 229H132ZM137 228H138V227H137ZM139 228H140V227H139ZM191 228H192V227H191ZM216 228H215V229H216ZM227 228H228V227H227ZM238 228H239V227H238ZM240 228H241V225H240ZM246 228H248V227H246ZM254 228H255V227H254ZM45 229H46V227H45ZM45 229H43V231H44ZM49 229H48V230H49ZM72 229H71V230H72ZM91 229H92V228H91ZM94 229H92V230H94ZM110 229H111V228H110ZM110 229H108L109 232H111ZM113 229H111V230L114 231ZM127 229H126V231H127ZM155 229H156V228H155ZM178 229H180V228H178ZM202 229H204V228H202ZM205 229H206V228H205ZM205 229H204V230H205ZM217 229H218V228H217ZM230 229H231V231H233L232 228H229V230H230ZM4 230H5V229H4ZM30 230H29V231H30ZM59 230L61 231V233H60ZM75 230H74V231H75ZM83 230H84V228H83ZM87 230H88V229H87ZM95 230H102V229H99V228H98V229H95ZM122 230H123V229H122ZM163 230H164V229H163ZM180 230H181V229H180ZM191 230H192V229H191ZM236 230H237V229H236ZM236 230H234V231H236ZM256 230H257V229H256ZM256 230H255V232H256ZM129 231H130V230H129ZM138 231H139V230H138ZM145 231H146V230H145ZM205 231H206V230H205ZM218 231H219V230H218ZM247 231H248V229H247ZM33 232H35V233L33 234ZM64 232H65L66 234H65ZM69 232H70V231H69ZM90 232H91V231H90ZM92 232H93V231H92ZM121 232H124V231H121ZM142 232H143V231H142ZM142 232H141V230H140V233H139L140 235H139L138 232H137V230H136V233L133 234V235L131 234V237H130V238L133 240V242L131 241L133 245L131 244V245H129V246H134V247L137 246L138 252L141 251V250H139V249H142V248H143V249H142L143 251H145L146 249L149 250V249L151 248V247L148 248L150 244H149V242L147 243V241L145 240V239H146L145 237H146L147 235H145V234H144V235H143V234L141 235ZM146 232H147V231H146ZM152 232H153V231H152ZM170 232H171V231H170ZM189 232H190V231H189ZM197 232H198V230H197ZM221 232H223V231L221 230ZM221 232H220V234H221ZM225 232H228V231L226 230ZM249 232H250V231H249ZM105 233H108V234H106V236H109V238L113 239L112 237H114V239L116 240V241H113L114 239L111 240V239L108 238L109 240H111V241L113 242V243H112V242L109 241V242H110L109 245L112 244L110 247H108L109 245L105 246V245H106L105 243H108V242H106V241L104 242L105 238H104L103 242H102V240H99L100 238H103V237L105 236V235H104ZM144 233H145V232H144ZM147 233H148V232H147ZM186 233H187V232H186ZM201 233H202V232H201ZM216 233H219V232H216ZM223 233H224V232H223ZM236 233H237V232H236ZM40 234H41V236H42V230H40ZM67 234H68V235H67ZM94 234H93V236H94ZM123 234H124V233H123ZM125 234H126V236H127V235L130 236V233H128V232L125 233ZM199 234H200V233H199ZM220 234H219V235H220ZM238 234H239V233H238ZM252 234H253V230H252ZM255 234H258V233H255ZM255 234H253V235H255ZM259 234H260V233H259ZM73 235L76 236V237H73ZM102 235H103V236H102ZM191 235H192V234H191ZM222 235H223V234H222ZM222 235H220V236H221L222 238H224V237H223L224 235H223V236H222ZM246 235H247V234H246ZM35 236H34V237H35ZM37 236H38V235H37ZM37 236H36V237H37ZM60 236H61V238H62V236H63V238L65 237L64 240H63V238H62L63 243H62V240L60 239ZM71 236H72V237H71ZM79 236H80V237H79ZM99 236H100V238H98ZM101 236H102V237H101ZM129 236H128V240H129ZM182 236H183V235H182ZM225 236H226V235H225ZM241 236H242V234H241ZM243 236H244V235H243ZM243 236H242V237H243ZM248 236H249V233H248ZM32 237H31V238H32ZM43 237H44V235H43ZM45 237H44V238H45ZM150 237H151V236H150ZM155 237H156V235H155ZM190 237H191V236H190ZM242 237L239 236V238H242ZM244 237H246V236H244ZM250 237H251V233H250ZM37 238H38V241H39L40 236L37 237ZM37 238H36V239H37ZM41 238H42V237H41ZM52 238H53V239H56V240L53 241ZM70 238H71V239H70ZM72 238H73V239H72ZM78 238H79V239H78ZM121 238H122V237H121ZM174 238H175V237H174ZM181 238H182V237H181ZM225 238H226V237H225ZM246 238H247V237H246ZM246 238H244V239H246ZM32 239H33V238H32ZM59 239H60L61 241H60ZM76 239H77V240H76ZM108 239L106 238V240H108ZM124 239H126V238H124ZM23 240H24V239H23ZM40 240H42V239H40ZM147 240H148V239H147ZM220 240H221V239H220ZM253 240H254V239H253L252 237H251V238H248V241H252V242H254V244H258V243H256V242L253 241ZM42 241H44V240H42ZM57 241L61 242L62 246H63V245H64V246H63L62 248L59 247V245L61 246V244L58 245L59 242H57ZM117 241H118V242H117ZM167 241H168V240H167ZM180 241H181V240H180ZM259 241H260V240H259ZM114 242H116V243H118L119 245H122V246H120V248H118L117 246H119V245H117L116 243H115V245H113ZM123 242H124V241H123ZM126 242H127V241H126ZM128 242H129V244H130V241H128ZM181 242H182V241H181ZM184 242H185V241H184ZM194 242H195V241H194ZM260 242H261V241H260ZM260 242H259V243H260ZM16 243H17V242H16ZM40 243H41L42 246H43L44 243H43V242H40ZM224 243H225V242H224ZM227 243H228V242H227ZM35 244H36V243H35ZM50 244H51V245H50ZM104 244H105V245H104ZM230 244H231V243H230ZM246 244H247V243H246ZM248 244H252V243H248ZM248 244L245 245V246H248ZM56 245L58 246V248L56 247ZM158 245H159V244H158ZM200 245H201V244H200ZM258 245H259V247H260V246L262 247V246L264 245V242H263V245H262V244H261V245L258 244ZM54 246L56 247V249H55ZM113 246H116L117 248H116V247H113ZM138 246L141 247V248H138ZM160 246H161V245H160ZM220 246H221V245H220ZM225 246H226V245H225ZM231 246H232V245H231ZM242 246H243V245H242ZM35 247H36V245H35ZM43 247H45V245H44ZM50 247H49V248H50ZM105 247H106V248H105ZM123 247H124V248H125V247L127 248L128 246H123ZM134 247L131 248V249L135 250ZM158 247H159V246H158ZM223 247H224V245H223ZM235 247H236V246H235ZM235 247H234V248H235ZM240 247H241V244H240ZM248 247H249V246H248ZM250 247H251V245H250ZM250 247H249V248H250ZM255 247H256V246H255ZM255 247L253 248V250H255V249L258 248V247H257V248H255ZM263 247H264V246H263ZM49 248H47V247L45 248V249H47L46 252H49V251H48ZM103 248H105V249H103ZM159 248H160V247H159ZM161 248H163V246H162ZM45 249L43 248L42 250L45 251ZM50 249H51V248H50ZM57 249H58V251H56ZM137 249H136V250H137ZM222 249H223V248H222ZM222 249H221V250H222ZM224 249H225V248H224ZM250 249H251V248H250ZM262 249H263V248H261L260 251H261ZM31 250H32V249H31ZM128 250H130V249H128ZM163 250H164V249H163ZM173 250H174V249H173ZM184 250H186V248H185ZM189 250H190V249H189ZM228 250H229V249H228ZM253 250H252V252H253ZM44 251H43V252H44ZM63 251H64V252H63ZM126 251H127V249L124 251V253H125L124 255H126V253H127V256H129L128 254H132V253H130V252H126ZM130 251H132V250H130ZM156 251H157V250H156ZM164 251H165V250H164ZM166 251H167V250H166ZM166 251L164 252V254L166 253ZM223 251H224V250H223ZM226 251H227V248H226L225 251H224V255L231 256V255L233 254V250H232V254L230 253V251H228L231 255H228ZM246 251H247V250H246ZM257 251H258L257 253L260 254L259 249H258ZM30 252H31V251H29V254H30ZM46 252H45V253H46ZM68 252H70V253H68ZM88 252H89V255H88ZM114 252H115V253H114ZM133 252H134V251H133ZM135 252H137V251H135ZM135 252H134V254H136ZM146 252H147V251H146ZM149 252H150V250H149ZM149 252H148V253H149ZM159 252H160V249H159ZM161 252H163V251H161ZM168 252H169V251H168ZM183 252H184V251H183ZM225 252H226V254H225ZM235 252L238 253V254H237V257H238V255H240L239 252H238V250L235 251ZM249 252H250V251H249ZM252 252H250V254L248 253V254L250 255V257H249L248 254H246L248 257H245V258L243 257V258H244V259H246V258L249 259V258H252V257H253L252 259H254L256 256L254 257V255H252V254H255V253H256V250H255L253 253H252ZM36 253H37V250H36ZM39 253H40V252H39ZM56 253L58 254V256L55 257V254H56ZM67 253H68V255H69L68 258L65 257V256H67V255H65V254H67ZM102 253H101V255H103ZM140 253H141V252H140ZM262 253H263V252H261V255H258V256L262 257L263 254H264V253H263V254H262ZM85 254H86V255H85ZM97 254H99V255H97ZM122 254H123V253H122ZM122 254H121V255H122ZM142 254H143V253H142ZM142 254H141V255H142ZM144 254H145V253H144ZM144 254H143V255H144ZM149 254H150V253H149ZM167 254H168V253H167ZM167 254H165V255H167ZM177 254H178V253H177ZM187 254H188V252H187ZM220 254H221V253H220ZM241 254H242V253H241ZM35 255H36V254H35ZM51 255H52V254H51ZM101 255H100V256H101ZM104 255H105V254H104ZM104 255H103V256H104ZM110 255H112V254H109V257H110ZM121 255H119V257H120ZM185 255H186V254H185ZM242 255H245V254H242ZM256 255H257V254H256ZM33 256H34V257H33ZM78 256H79L80 258H79ZM82 256H83V257H82ZM97 256H98V257H97ZM113 256H114V255H113ZM122 256H123V255H122ZM160 256H161V255H160ZM162 256H163V255H162ZM189 256H190V255H189ZM203 256H204V255H203ZM234 256H235V254H234ZM258 256H257V257H258ZM20 257H21V256H20ZM81 257H82V258H81ZM101 257H102V256H101ZM104 257H105L104 259L102 258V260H104V261H103L104 264H108V263H110V262H109L110 259L108 260V258H107L106 256H104ZM111 257H112V256H111ZM132 257H133V255H132ZM137 257L139 258L138 255H137ZM137 257H136V258H137ZM141 257H142V256H141ZM144 257H145V256H144ZM146 257H147V256H146ZM167 257H168V256H167ZM178 257H179V256H178ZM181 257H182V255H181ZM187 257H188V256H187ZM190 257H191V256H190ZM206 257H207V256H206ZM208 257H209V256H208ZM224 257H225V256H224ZM231 257H233V256H231ZM237 257H236V258H237ZM239 257H240V256H239ZM257 257H256V258H257ZM260 257H259V258H260ZM16 258H17V257H16ZM22 258H23V260H22ZM27 258H28V256L26 257V259H27ZM70 258L72 259V261L74 260V259H73V256H71ZM99 258H100V257H99ZM106 258H107V259H106ZM127 258H128V257H127ZM133 258H134V257H133ZM136 258H134L133 260H135ZM147 258H148V257H147ZM163 258H164V257H163ZM165 258H166V257H165ZM173 258H175V257H173ZM184 258H186V257H184ZM240 258H242V257H240ZM256 258H255V260H256ZM259 258H258V260H259ZM17 259H18V258H17ZM80 259H81V260H80ZM91 259H92V258H91ZM91 259H90V260H91ZM105 259H106V260H105ZM161 259H162V258H161ZM177 259H178V258H175V260H177ZM182 259H183V258H182ZM182 259H180V261H181ZM188 259H189V258H188ZM213 259H214V258H213ZM227 259H228V258H227ZM229 259H230V258H229ZM252 259H249V260L252 261V262L255 261V260H252ZM260 259H261V258H260ZM262 259H263V260H261V261H264V258H262ZM19 260H22V262H23V261H24V257L19 258ZM19 260H18V261H19ZM29 260H32V259H31V255H29ZM90 260H88V262H89ZM100 260H101V258H100L98 261L100 262ZM102 260H101V262H102ZM136 260H137V259H136ZM139 260H141V259H139ZM145 260H146V259H145ZM183 260H184V262L181 261V262H179V263H180V264H188V263H185V261H187V260H185V259H183ZM203 260H204V259H203ZM206 260H207V259H206ZM258 260H257V261H258ZM26 261H28V259H27ZM91 261L93 262V261H95V260H91ZM131 261H132V260H131ZM143 261H144V260H143ZM165 261H166V259H165ZM171 261H172V260H171ZM178 261H179V259H178ZM178 261H177V264H178ZM229 261H230V260H229ZM236 261L239 262V260H236ZM22 262H19V264H20V263L23 264ZM24 262H25V261H24ZM133 262H134V261H132V263H133ZM160 262H161V261H160ZM169 262H170V261H169ZM172 262H173V261H172ZM182 262H183V263H182ZM230 262H231V261H230ZM240 262H241V260H240ZM252 262H251V263H252ZM26 263H27V262H26ZM26 263H24V264H26ZM94 263H95V262H94ZM111 263H112V262H111ZM111 263H110V264H111ZM132 263H130V264H132ZM140 263H141L140 261H139V263L135 261L134 264H140ZM197 263H198V262H197ZM235 263H236V262H235ZM253 263H254V262H253ZM257 263H259V262H257ZM260 263H261V262H260ZM96 264H97V263H96ZM99 264H100V263H99ZM112 264H113V263H112ZM114 264H115V262H114ZM141 264H142V263H141ZM146 264H147V262H146ZM169 264H170V263H169ZM172 264H173V263H172ZM174 264H176V262H175ZM231 264H232V263H231Z\"/></svg>",
  "mask_w": 264,
  "mask_h": 264
},
{
  "label": "trees",
  "instance_id": "trees-1",
  "mask_svg": "<svg viewBox=\"0 0 264 264\" xmlns=\"http://www.w3.org/2000/svg\"><path fill=\"white\" fill-rule=\"evenodd\" d=\"M69 49L68 47H63L54 51L47 53L44 56L53 57V63L63 62L64 56L63 52ZM43 57V56H42ZM38 58L32 59L22 65H12L7 69L0 71V90L6 89L12 92H20L27 85L36 81L41 75L42 71H38L31 66L36 63Z\"/></svg>",
  "mask_w": 264,
  "mask_h": 264
},
{
  "label": "crops",
  "instance_id": "crops-1",
  "mask_svg": "<svg viewBox=\"0 0 264 264\" xmlns=\"http://www.w3.org/2000/svg\"><path fill=\"white\" fill-rule=\"evenodd\" d=\"M76 79L78 82V94H79V98L82 99V102H84L86 100L87 96H91L93 97V92H94V81L92 82V84L89 83V81L87 80L86 82V86L82 85V83L80 82V79L78 78V75H76ZM93 85V87L91 86ZM84 86V87H82ZM81 106V105H80Z\"/></svg>",
  "mask_w": 264,
  "mask_h": 264
}]
</instances>
